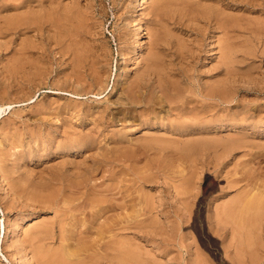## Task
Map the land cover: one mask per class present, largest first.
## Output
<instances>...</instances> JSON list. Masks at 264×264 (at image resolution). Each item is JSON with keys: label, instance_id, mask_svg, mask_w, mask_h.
<instances>
[{"label": "rangeland", "instance_id": "374dc122", "mask_svg": "<svg viewBox=\"0 0 264 264\" xmlns=\"http://www.w3.org/2000/svg\"><path fill=\"white\" fill-rule=\"evenodd\" d=\"M44 1H42V4L40 1L38 2V0L36 1L34 0L32 1V3L26 2V4L23 3L24 6L21 5L20 8L19 6H16V5H15L16 7H14L15 0H11V1L2 0L0 2V4L2 3L1 4L2 6L0 5L1 7L0 9L2 11L7 9L3 13L0 10L1 11L0 12V35L2 37V38L0 37V41H1L0 42L1 44L0 45V264H16L15 261H13L12 259L14 250L18 254L20 253V255H18L19 258L21 257L19 264H22V263L24 264H43L44 260L41 261L42 259H39L37 257L39 255L36 254L35 252L39 253L41 250H44L45 248L47 250L52 249V251H53V248L54 250H56V248L58 250L60 249L59 247L63 248L65 244L67 245L70 244V247L73 246L76 248L77 247L80 248V246H83V244L89 245L88 239L84 238L86 235H88V233L86 234L83 233L85 230L91 229L92 232H94L95 234L96 231L99 229V227L100 228L104 227L102 226V224L104 223L105 216L109 218L110 221L111 220L116 221L118 216H123V215H124L123 216L124 223H126L125 222L126 215L129 220V223L127 224L134 222L132 224L135 226L133 225L131 226L133 229H129L128 231H125V232L118 231V228L115 224L113 226H116V227H113V229L111 230V232H114V234L109 233L107 234V236L111 237L110 236L111 234L114 235L115 237L112 236V239L114 238L112 241L115 242V245H116V248H115V245L110 239L109 241H111L110 243H112L110 244V248H111V245L113 248H111V250H109L108 252L111 251V253H113L115 251L114 254H116L117 252L116 250L118 249L117 247L120 246L121 243L124 242L125 244H127L125 245L126 248L125 247L124 248L127 249L128 251L126 250L124 253L129 252V254H127L128 258L125 255L127 259L126 258L124 259L123 261L125 262L124 264H136V263L138 264H141V263L142 264H264V231H263L264 224L262 222V220H264V214H263L264 213V199H263L264 198V193H263L264 192L263 190L264 188V0H189V2L187 0H172V2L171 0H146L147 2L145 1L144 2L145 4L141 0H62V1L54 0L56 1L55 3L54 1H51V0H48V1L44 0ZM58 2L59 4L61 3V5H56L58 4ZM159 2H161L162 4ZM165 2H167V4H164ZM178 2H182L183 5L180 3L181 5L180 6ZM27 3L29 4V6H27L28 5ZM191 3L193 4L192 6H191ZM9 4L11 5L13 4L12 7ZM35 4L38 6L39 5L41 6L37 7ZM31 5L34 6V9L32 8ZM187 5L189 6V9L188 7H185ZM60 6L63 8L61 9ZM35 7H37L38 9ZM48 7H50L51 10ZM161 7H162V10H161ZM192 7L195 9H193ZM197 7L198 9L199 8L201 9L197 10ZM56 8H58V10ZM207 8L208 10H206L207 11L206 13L205 9ZM28 9H31V10H28ZM46 9H49V10H46ZM191 9L193 10V12ZM11 10L13 13L11 12ZM13 10H16V11H13ZM156 10L158 12H156ZM190 10H191V13H189ZM216 10L217 12H220V13H217ZM7 11L11 12L12 14L10 13L9 15ZM198 11H200L202 15L201 13L199 14ZM15 12L17 14H15ZM34 12L37 13V16L35 15L36 13ZM210 12L213 14H211ZM45 13H48V15ZM217 14L219 16L218 18L216 16ZM39 15L40 16L42 15L41 17L43 18L39 19L40 18ZM43 15L44 16L46 15L45 16L46 18ZM211 15H214V16H211ZM29 16H30L29 21L31 20L30 21L31 24L29 25L27 24L28 25L27 26L28 28H27L26 23L29 22L27 20ZM72 16H74L75 19ZM9 17H12L14 22L15 20H19L18 18H20L22 21H24L23 25L19 26V28L10 27L11 24L13 23V20L12 18H9ZM221 17L223 19H221ZM2 18L4 20L7 19L8 21L5 20L4 22ZM213 18L214 20H212ZM219 18L220 20L218 21L215 20ZM235 18H238L236 20L238 22L236 23L234 20ZM48 19L50 20L48 21ZM230 19H231V22L229 21ZM9 20H12V21L9 22ZM41 20H43L45 23H42L43 21ZM76 20L77 22L80 21L81 23H77ZM232 20L234 21L233 23H232ZM204 21L207 22L208 24L205 23ZM52 22L53 23L57 22L55 24L59 23L60 26L63 28V30L65 29L64 33H62L63 30H61L62 29L61 27H60L61 29H59V24L58 25L51 24ZM214 22H218V23L215 24ZM37 23L44 24V25L46 24V25L45 26L39 25ZM226 23H228V25ZM231 23H232V26H229L231 25ZM217 24H219L218 27L216 26ZM233 24H234V27H233ZM225 25H227L226 26L227 29L224 28ZM46 26H49L50 29L52 28L51 31L48 29L49 27H46ZM148 26H150V28ZM219 26H222L223 29L221 27L219 28ZM25 27L27 29L23 31ZM73 27H75V29H78V30H81V27H83L82 32L81 31L79 32L80 35L78 31H76ZM137 27H139V30H136L138 29ZM32 28L34 29V31L32 30ZM38 28L40 31H37ZM16 29L17 30L20 29V31H23L24 33L20 32L19 30L17 31ZM231 29H233L234 31L233 30L231 31ZM46 30L48 33L46 32ZM67 30H69L70 32L69 31L66 32ZM1 31L6 36H3ZM52 31H55L56 33L55 32L52 33ZM137 31H139L138 32L139 34L137 33ZM34 32H37L36 36L39 35L37 36L38 38H36L35 35L34 36L32 35V34H35ZM41 32H43L42 36H40ZM84 32L85 33L87 32V33L85 34ZM11 33H13L14 36ZM25 33H28V34H25ZM8 34L10 35V37L6 38L9 36ZM56 34H58L59 36ZM52 35H55V36H52ZM60 35H61V38H63L62 37L63 35L65 36L67 35V36L66 38L61 39ZM84 36H86V38H83ZM52 37L53 39H51ZM227 37L229 39H227ZM10 38L12 39L14 38V39L12 40ZM37 39L39 40V42H37L38 41ZM225 39L229 41H226ZM2 40L3 41L5 40V41L2 42ZM7 40L9 41V43L7 42ZM51 40H54V41H51ZM66 40L67 41L69 40V41L66 42ZM82 40L84 43L82 42ZM140 40L143 42H141ZM62 42H64V44ZM222 42L225 44V46ZM138 43H142V44H138ZM18 44H20L21 46ZM61 44L62 45L66 44L63 47L67 49L69 47L68 51L67 49H64L63 47H61L62 46ZM153 44H155V46ZM81 45H83V47ZM159 45H160V48H159ZM2 46H4L5 48ZM19 46L22 48H20ZM23 46H26V47H23ZM43 47L45 49H43ZM61 48H63V50ZM31 49L34 50V51L32 50L34 53L30 51ZM231 49H233V51ZM16 50H20V51H16ZM23 50L24 51L29 50L27 52L31 54V56L27 54V52H24ZM157 50L159 51V53ZM69 51H71L74 55ZM149 52H151L152 56H154L152 60L150 58L151 54ZM228 52L229 54L232 52L230 55H231V58L232 56L234 58L230 59ZM24 53H26L29 57ZM68 53L71 55H69ZM184 53L187 55H185ZM32 54H34L35 57ZM140 54H142V56ZM148 54L150 56H147ZM163 54L166 58L162 56ZM12 56H14V58ZM21 56L23 57V59ZM85 56L87 57L84 59ZM137 56L139 58H137ZM41 57H42L41 60H44L43 62L40 60ZM74 57H78V58H74ZM146 57L147 58L149 57V58L145 59ZM184 57H185V60H184ZM73 58L75 61L72 60ZM18 59H20V65H18L19 64ZM31 60H33V62ZM35 60L37 63L39 62V64L34 63ZM221 60L225 62H222ZM95 61H98V64ZM23 62H26V63H23ZM82 62L84 64H82ZM101 62L103 63L102 65H101ZM154 62H156V64ZM161 63H163L164 65ZM34 65L37 70L35 69V67H33ZM99 65H101V67ZM162 65L165 66V68L162 67ZM177 65L178 67H175ZM147 66H151V67H147ZM152 66L154 67V69H152ZM182 66L184 67L182 68ZM160 67H162L163 70L168 68V70H166L167 73L166 71H163L162 69H160ZM233 67L235 68L236 72H234V69H232ZM144 68L150 71L149 72L147 70L145 71ZM14 69H17V70L14 71ZM18 71H21V72L18 73ZM178 71L179 72L181 71L182 73L180 72L178 74ZM187 72L191 73V75H189ZM30 74H32L31 78H30ZM233 74L236 76H234ZM12 75H13V78H12ZM15 75H17V77ZM192 75L194 77H191ZM92 76L95 78H93ZM169 77L171 79H169V82H168ZM182 77L184 80L182 79ZM229 77L230 78L232 77L231 80L229 79ZM236 77L237 79L239 78L240 79L234 81ZM247 77L252 82L248 81ZM40 78L42 81L40 80ZM101 78H104V79L101 80ZM241 78H244V79H241ZM129 79L130 81H128ZM163 79H165L166 81L163 82ZM179 79L180 81H178ZM7 80H9V82ZM185 80L189 82L187 83ZM77 81L80 83H78ZM102 81H105V82H102ZM243 81L248 82V83H245ZM10 82L11 84L13 82L14 85L12 86ZM22 82L24 83L23 85H22ZM75 82H76V85H75ZM124 82H127L125 83L127 85L126 88L124 87L125 86ZM180 82L181 84L182 83L183 84L185 83V84L181 86ZM103 83L106 84V86ZM151 83L153 87L152 85H149ZM174 83L180 84L179 86L175 84L177 88L180 87L178 88L180 91L174 87ZM147 84H148V87H147ZM200 84L203 86V88L206 86L207 87L203 90L202 86L198 87ZM99 85H101V87L104 88L106 91L104 89H101ZM130 85L135 86V88L133 89V86H130ZM71 86H74V87L72 88ZM156 86L158 88L162 86L163 88L170 87V89H174L173 92L171 93L173 95L168 93V96L165 98L166 102L160 103L158 97L159 96L162 97L163 94L159 91L160 89H158ZM211 86H215V87H211ZM219 86L220 88H223L226 91L230 89L229 93L227 92L226 97L216 99V98H208L206 96L211 90H214L215 88H219ZM139 87H141V89H139ZM170 89H169V92H170ZM121 90L122 92H120ZM151 91H152V94H151ZM78 92L80 95L78 94ZM142 92L145 93L146 95H144ZM154 93L155 94L157 93V95H153ZM125 94L128 97L125 96ZM128 94L129 95L131 94V96L129 97ZM228 94L230 95L228 96ZM138 95L140 96V98H138L139 97ZM233 95L235 96V98ZM129 98H131L130 99L131 101L129 100ZM155 99L156 100L158 99V100L156 101ZM217 100L218 101L220 100V101L218 102ZM189 101H192V102H190L189 104ZM193 101H195L196 105L193 103ZM115 103L116 104L118 103V104L116 105ZM183 103H185L186 106H188L187 108L190 110L193 107L191 111H196L197 109L199 111L200 109L201 113L200 111L194 112L196 116L190 110L187 111L189 115L186 112L179 113V111H176L175 107ZM209 103H211L213 106L217 107L218 105L220 107L213 108V106H211ZM139 105L142 107L140 108ZM227 105H229V107H227ZM119 106H121L122 108ZM147 106L149 107V109ZM204 106L205 107L207 106L206 107L207 110L204 109L205 108ZM223 106H225V108ZM126 107L127 108L129 107V109H127ZM130 107H134V108H130ZM145 107H147L148 110L142 109ZM162 107L165 109H163ZM151 108L152 110L154 109L155 111L154 115H152L154 111H151ZM171 108L172 110H174L173 112ZM126 109H127V113L128 112L130 113L127 114L126 111H124V115L126 113V116H123L122 111ZM135 109H138L137 110L138 113L136 112ZM219 109L220 110L223 109V110L220 111ZM238 109L240 110L239 113L236 112V110ZM224 110L226 112H224ZM115 111L118 115L115 113ZM243 112H246V113H243ZM197 113L199 116L197 115ZM221 113L224 117L223 116L220 117ZM252 113L254 114L256 113L255 114L256 117ZM113 114L116 117H114ZM213 114H215L216 117L218 116L219 119L217 120V118H214L215 116ZM162 115L163 117H161ZM174 115L176 117H174ZM248 115H249V119H248ZM119 116L120 118H117ZM225 116H227V118ZM235 116H237L236 117L237 120ZM252 116L255 118H253ZM121 117H123V119ZM126 117H127V120H126ZM144 117H147V118H144ZM209 118H211V120ZM245 118L248 119V121H250V119L253 118L251 120L252 123L247 122ZM131 119H132V122H130ZM162 119H165V120H162ZM227 119H229L230 121ZM154 120L155 122H153ZM166 120H170V121L166 122ZM211 121L214 122V124ZM235 121L237 122V124ZM254 122H256V125ZM258 122L259 123L261 122V123L259 124ZM171 123L172 125H175V127L181 124L179 125V128L181 126L184 127V125L188 124L187 125L188 128L187 129L176 128L175 130V128L174 129L170 128ZM238 123H240L241 125H239ZM163 124L165 125V127ZM206 124L209 126H207ZM100 125H102V127ZM194 126H197V127H194ZM168 128L171 130L169 131ZM229 128L231 129V131ZM194 129H196L197 131ZM243 129H245V131ZM178 130L179 131L181 130V131L178 132ZM156 131L160 132V136L162 137H159V136L155 137L156 134H153V133H157ZM151 132L153 133L151 134ZM189 132L190 133L192 132V133L190 134ZM161 133L163 135L165 133V136H168V138L164 137ZM218 133H220L221 135ZM145 134H147V137H144ZM157 134L159 135V133ZM176 134L180 135V137L178 135L176 137ZM76 135H78L79 137H82L81 139L83 140L85 139L84 141H82V144L85 142L84 144H86V146L85 145L83 146L81 142H79L81 140ZM201 135L202 137L203 136L205 137L201 138ZM215 135L221 136V138L215 137ZM169 136L170 138L174 136L173 140L170 139ZM190 136H192L193 138L191 139ZM87 138L91 139L89 141L91 144L86 140ZM94 138H96L97 140ZM240 138H241V141H240ZM243 138H246V139H243ZM138 139L140 140L138 141ZM187 139H188V142L186 141ZM67 140L69 142H67ZM129 140H132V141L130 142ZM94 141L97 143H95ZM70 142L75 145L71 144ZM77 142L80 144L79 147H78ZM123 143H124V146H123ZM129 143L131 145H129ZM233 143L235 144V146ZM190 144L191 146H189ZM216 144L217 145L219 144L218 145L219 147ZM62 145L63 147H61ZM68 145H71V146H68ZM182 145L184 146L182 147ZM196 145L200 146L201 148H199L198 146L195 147ZM228 145H230V147ZM66 146L68 148L70 147L69 150L68 148H66ZM72 146L77 149H72L73 148ZM192 146L195 147V149ZM60 148L61 149L63 148V149L61 150ZM210 148L211 150L209 151ZM220 148L224 153L221 152ZM233 148L236 150H234ZM142 149L144 150L141 151ZM199 150H201L202 152L201 154ZM225 150H227L228 152H226ZM80 152L82 153L80 154ZM75 153H78V154H75ZM128 159L130 161H127ZM137 160L140 162L138 163ZM219 162L220 163L222 162L221 167H220ZM72 163L75 165H73ZM109 163L111 164L109 165ZM73 166H75V169ZM77 166H79L80 169ZM76 171H77V174H76ZM74 174H75V177H74ZM77 175L78 176L80 175L81 177L80 176L78 177ZM82 176L84 179L82 178ZM76 177L77 179H75ZM232 177H234L235 180L232 179ZM137 180H139L140 182L143 180L141 182L142 184L138 183L139 181ZM232 180L237 181V184L235 186L232 184L233 182ZM238 180H239V183H238ZM48 182L49 183L52 182V183L49 184ZM119 183H121V185ZM113 186L115 187L119 186V187L113 188ZM181 188L185 190L183 191L181 190ZM85 189H88V190L85 191ZM104 189H106V192H104L105 191ZM108 189L112 191L114 190V191L113 192L109 191L110 195H108L109 194ZM260 189H261V192H259ZM79 190L82 191L83 194L80 193ZM187 190L189 191L186 195ZM75 191L77 192V194ZM118 191L119 193H117ZM179 191L182 192V195L180 194V195L175 196L177 192L179 193ZM245 191L247 192L245 193ZM252 192H254L255 194H253ZM258 192L259 194H261V196H259V194L256 195ZM194 194L195 195L198 194L197 195L198 197L195 198ZM244 194L248 196L250 199L251 198L252 199L251 200L248 199L247 201L248 197L246 198ZM57 196L59 197V199L65 197L69 199L70 201L75 200L74 203L76 205L78 204L77 210H80L81 212L80 211L74 212V214L76 213L77 215L76 214L74 215L71 213L69 215V213H67V216H66V212L63 211L64 210L63 207L65 206L58 204L59 200ZM255 196L257 197V199L255 198ZM258 196L263 197V198L262 199L260 198L259 199L260 201H259ZM122 197L125 198V200L121 199ZM133 197L135 198V201ZM241 197H243L246 201L244 200L243 202V198ZM82 198L84 200H82ZM136 198L139 200V202L138 200H136ZM254 198L256 200H254ZM79 199H80V202L77 201ZM108 199L110 200L108 201ZM130 199H132L134 202L136 201L137 202L133 203L132 200ZM238 199L241 201L239 202ZM128 200L130 202L129 204L128 202H125ZM149 200H151V202ZM237 200L239 203L237 202ZM141 201L145 204L142 205ZM146 201H148L149 203ZM82 202L83 203L85 202V203L83 204ZM111 202H112V205L115 207L110 206ZM233 202H235L234 205H233ZM236 202L238 206H235ZM150 203L152 206L157 207V208L154 209V207H152ZM260 203L262 204L260 205ZM98 204L100 208L98 207ZM122 204L129 205L131 209H128L129 206H124ZM227 204H229L228 207H227ZM241 204L243 205V207ZM246 204H249L248 206H250L248 208V210L250 209L248 212L251 215L248 212L245 214L244 217H246V219L247 218L249 219L247 220L245 218L242 219L243 220L241 221L242 226H240L238 229V226L240 225V222H239L240 220H238L237 218L238 216H240L239 215L240 213L238 214V212H240L241 207L243 209L245 206H247ZM101 205L102 206L109 205L108 210H110V212L105 209V212L102 213V216L100 215L98 216V218L96 217L97 219L93 218V215L97 212V209L102 208ZM132 206L134 207V212L132 211L133 209ZM257 206L259 207L257 208ZM94 207L96 209H94ZM136 207L138 209H136ZM82 208L85 211L87 209L88 210L86 212L85 211L82 212L83 211L81 210ZM150 208H152L151 210L153 213H150L151 212ZM228 208H230V212L235 214V216L237 215L236 217L234 216V220L232 219V221H234L236 224V226H233V228H231L232 227L231 225H228L226 227V225L224 224L225 222L222 223L223 216L224 215L226 216L224 212L226 213L229 212ZM251 208L254 210H252ZM261 208H263V210ZM135 209L137 211L139 210L138 214ZM232 209L233 211H231ZM57 210L60 212H58ZM218 210H219L218 215L220 216L217 215ZM234 210L237 212H235ZM261 210L262 212H260ZM106 211L108 212L106 213ZM252 211H254V214ZM258 211L260 214L258 213ZM121 212H122V215H120ZM147 212H149L150 214ZM256 212L258 213V215ZM140 213L143 215L141 216ZM78 214L79 215L81 214V215L79 216ZM103 214L105 215L104 217H103ZM249 215L251 216V218L249 217ZM256 216L257 218L260 217V219H257ZM62 217L64 218L62 219ZM67 217L69 219H66ZM99 217L100 218L102 217V218L100 219ZM226 218L227 217H225L224 220ZM236 218H237V221H235ZM143 219L145 221H143ZM146 219L149 222V224H147L148 222L146 221ZM255 219L261 225L256 223L254 221ZM12 220L13 221L16 220V221L13 222ZM64 220H65V223L67 224L64 223ZM69 220L70 222H68ZM77 220L79 223L77 222ZM154 220L156 224L155 226H153ZM17 221L20 224L17 225L16 224ZM73 221H75L76 223H73ZM85 222H87V224ZM219 222L221 224H219ZM3 223L8 224V225L5 224V228L7 229L6 230L7 236L5 235L6 238L2 237L3 236L2 234ZM43 223H45V228L47 227L46 230L52 226L50 229L52 228L53 229L51 231L48 230L51 233L53 232L52 234L49 233L48 231H46L48 233L46 232L44 233L45 236L44 234H42L43 233L42 231H40L42 232L41 234H37L40 232H36V229L38 231L40 228L44 229L42 226L44 225ZM83 223L87 225V227ZM95 223L100 224V225H96ZM243 223H244V226H243ZM145 224L146 226L150 225L149 226L150 228L145 227ZM12 225L15 228L12 227ZM19 225L21 226L20 228H19ZM81 225L82 227L80 228ZM32 226H34L35 228ZM62 226H63V229L60 228ZM139 226H142V228ZM151 226L153 227L151 228ZM71 227L73 228L76 227L77 229L76 228L75 230L70 229ZM64 228L69 230L68 232L70 234ZM254 228H256L257 231L259 232L257 233V231ZM240 229L242 231V234L239 235V233H241ZM247 229H248V232H247ZM13 230L16 232L14 233ZM33 230L34 232H36V234L33 232ZM63 230H65V232H62ZM150 230L152 231V233L150 236H148L147 231H150ZM30 231L34 233L35 235L30 233L31 234L30 236L29 233L28 234L26 233ZM70 231H72L73 235L76 236V240L74 236V241L71 240L73 238L72 237L71 239H69V242L66 243V239H68L70 235L72 234V232ZM115 231H117L118 233L120 232L126 233L125 235L126 238L124 237L121 238L122 235L120 234H119L120 236L116 235ZM61 233H63V236ZM82 233L85 235H83ZM48 234H51V236ZM80 234L84 240L83 239L80 240V238H82ZM94 234L89 233L91 237L93 238L97 237L95 236L97 234L95 235ZM35 237L38 238V240L35 239ZM247 237L249 239H247ZM31 238L35 239L36 241H33V239ZM44 238L45 239L48 238L47 241L46 240L44 241ZM60 238L61 239L63 238V241ZM115 238L116 239L119 238L122 242L119 244L120 242L119 239L115 241L116 240ZM125 239H127L126 240L127 242L129 240V242L127 243L126 241H124ZM9 241H12V245H13L12 247L9 245L10 244ZM31 241L33 242L31 243ZM116 242H118V245L116 244ZM240 242L242 243L240 244ZM42 244L44 246H42ZM241 245L243 246L242 247L243 251L241 247H239ZM73 247L72 249H76ZM253 248H254V251H253ZM100 251L102 250H99L98 252L100 253ZM101 253L103 254V252ZM252 253H255V254L253 255ZM89 255H90V259L87 258L89 257ZM92 255H93L94 260L95 258L97 259L99 258L100 261L102 260L106 261L104 255H101V254L96 255L95 253L93 254V252L89 254L88 252H85V253L81 252L78 259L76 258L77 260H75V262H77V264H82V261H83L84 262L83 264H89L91 262ZM253 256L255 257V259ZM36 257L37 259H35ZM112 257H113V254H112ZM112 257L111 258L109 257V258L112 259ZM115 257L116 255L113 258ZM138 257L139 259L141 258L140 259L141 263H140V260L137 261ZM253 259L255 261H253ZM129 260H131V262H129ZM142 260H144V262ZM79 261L80 263H78ZM85 261H88V262H85ZM115 261H116L115 263L117 264V260ZM98 263H94V264H98Z\"/></svg>", "mask_w": 264, "mask_h": 264}, {"label": "bare ground", "instance_id": "6f19581e", "mask_svg": "<svg viewBox=\"0 0 264 264\" xmlns=\"http://www.w3.org/2000/svg\"><path fill=\"white\" fill-rule=\"evenodd\" d=\"M1 1H2V0H1ZM1 1H0V2H1ZM6 1H8V0H6ZM10 1H11V0H10ZM32 1H34V0H15L14 7L19 6V8H20L21 5H23V3H25V4H26V2H28V3L31 2V3H32ZM35 1H36V0H35ZM39 1H40L41 4H42V1H44V0H38V2H39ZM46 1H48V0H46ZM51 1H54V0H51ZM57 1H58V0H57ZM59 1H60V0H59ZM61 1H62V0H61ZM141 1L144 3L146 0H141ZM187 1L189 2V0H187ZM18 2H19V3H18ZM38 2H36V3H38ZM44 2H45V1H44ZM55 2H56V1H54V3H55ZM142 2H141V3H142ZM146 2H147V1H146ZM169 2H170V1H169ZM171 2H172V0H171ZM171 2H170V3H171ZM11 3H12V2H11ZM13 3H14V2H13ZM28 3H27V4H28ZM50 3H52V2H50ZM50 3H49V4H50ZM159 3H161V2H159ZM178 3H179V5H180V3L183 5L182 2H178ZM184 3H185V2H184ZM1 4H2V3H1ZM1 4H0V5H1ZM33 4H34V3H33ZM39 4H40V3H39ZM43 4H45V3H43ZM63 4H64V3H63ZM63 4H62V5H63ZM144 4H145V3H144ZM161 4H162V3H161ZM164 4H167V2H165ZM215 4H216V3H215ZM215 4H214V5H215ZM9 5H11V4H9ZM9 5H8V6H9ZM12 5H13V4H12ZM12 5H11V7H12ZM15 5H16V6H15ZM35 5H36V4H35ZM56 5H61V3L59 4V2H58V4H56ZM157 5H158V3H157ZM168 5H169V4H168ZM168 5H167V6H168ZM179 5H178V6H179ZM184 5H185V4H184ZM192 5H193V4L191 3V6H192ZM1 6H2V5H1ZM23 6H24V5H23ZM27 6H29V4H28ZM31 6H32V5H31ZM36 6H37V7H40L41 5H39V6L36 5ZM42 6H43V5H42ZM44 6H45V5H44ZM49 6H50V5H49ZM53 6H54V4H53ZM63 6H64V5H63ZM159 6H160V4H159ZM165 6H166V5H165ZM180 6H181V5H180ZM194 6H195V4H194ZM210 6H211V5H210ZM212 6H213V5H212ZM216 6H217V5H216ZM218 6H219V5H218ZM4 7H6V6H4ZM37 7H35V8H37ZM50 7H51V6H50ZM50 7H48V8L50 9ZM56 7H57V6H56ZM58 7H59V6H58ZM60 7H61V6H60ZM185 7H188V9H189V6H188V5L185 6ZM208 7H209V6H208ZM0 8H1V7H0ZM29 8H30V7H29ZM32 8L34 9V6H32ZM42 8H43V7H42ZM44 8H46V7H44ZM53 8H54V7H53ZM62 8H63V7H61V9H62ZM67 8H68V7H67ZM72 8H73V7H72ZM72 8H71V9H72ZM166 8H167V7H166ZM180 8H181V7H180ZM192 8H193V7H192ZM14 9H15V8H14ZM25 9H27V8H25ZM37 9H38V8H37ZM49 9H46V10H49ZM56 9L58 10V8H56ZM163 9H164V7H163ZM188 9H187V10H188ZM193 9H195V8H193ZM200 9H201V8L198 9V7H197V10H200ZM212 9H213V7H212ZM216 9H217V8H216ZM0 10H1V9H0ZM6 10H7V9H6ZM6 10H4V11H6ZM28 10H31V9H28ZM50 10H51V9H50ZM157 10H158V9H157ZM157 10H156V12L159 11V10H158V11H157ZM161 10H162V7H161ZM184 10H185V9H184ZM191 10H192V9H191ZM191 10H190L189 13H191ZM202 10H203V9H202ZM202 10H201V11H202ZM206 10H208V8L205 9V12L207 13ZM1 11H2V10H1ZM1 11H0V12H1ZM4 11H2V13H3ZM13 11H16V10H13ZM22 11H24V10H22ZM25 11H26V10H25ZM40 11H41V10H40ZM73 11H74V10H73ZM163 11H164V10H163ZM194 11H195V10H194ZM209 11H210V10H209ZM218 11H219V10H218ZM222 11H223V10H222ZM7 12H8V11H7ZM11 12H12V10H11ZM11 12H8L9 15H10ZM20 12H21V11H20ZM53 12H54V10H53ZM53 12H51V13H53ZM67 12H68V11H67ZM69 12H70V11H69ZM71 12H72V11H71ZM160 12H162V11H160ZM192 12H193V10H192ZM198 12H199V14L201 13L200 11H198ZM202 12H203V11H202ZM216 12H217V10H216ZM2 13H1V14H2ZM12 13H13V12H12ZM12 13H11V14H12ZM34 13H36V12H34ZM55 13H56V12H55ZM61 13H62V12H61ZM203 13H204V12H203ZM210 13H211V12H210ZM217 13H220V12H217ZM221 13H222V12H221ZM15 14H17V13L15 12ZM19 14H21V13H19ZM23 14H24V13H23ZM41 14H42V12H41ZM45 14L48 15V13H45ZM58 14H59V13H58ZM62 14H63V13H62ZM64 14H65V12H64ZM70 14H72V13H70ZM204 14H205V13H204ZM211 14H213V13H211ZM9 15H8V16H9ZM32 15H33V14H32ZM32 15H31V16H32ZM35 15L37 16V13H36ZM55 15H56V14H55ZM66 15H67V14H66ZM68 15H69V13H68ZM68 15H67V16H68ZM76 15H77V14H76ZM156 15H157V14H156ZM189 15H190V14H189ZM193 15H194V14H193ZM201 15H202V13H201ZM205 15H206V14H205ZM205 15H204V16H205ZM208 15H210V14H208ZM223 15H224V14H223ZM15 16H16V15H15ZM24 16H25V15H24ZM26 16H27V15H26ZM39 16H40V15H39ZM41 16H42V15H41ZM41 16H40V18H39V17H38V18H39V19H42L43 17H41ZM43 16H44V15H43ZM45 16H46V15H45ZM45 16H44V17H45ZM49 16H50V15H49ZM56 16H57V15H56ZM56 16H55V17H56ZM195 16H196V15H195ZM211 16H214V15H211ZM216 16H217V18L219 17L218 14H217ZM220 16H221V14H220ZM18 17H19V16H18ZM18 17H17V18H18ZM55 17H54V18H55ZM60 17H61V16H60ZM72 17H74V16H72ZM159 17H160V16H159ZM196 17H197V16H196ZM198 17H199V16H198ZM6 18H7V17H6ZM9 18H12V17H9ZM23 18H24V17H23ZM25 18H26V17H25ZM45 18H46V17H45ZM63 18H64V17H63ZM77 18H78V16H77ZM77 18H76V19H77ZM160 18H161V17H160ZM194 18H195V17H194ZM201 18H202V17H201ZM203 18H204V17H203ZM215 18H216V17H215ZM224 18H225V17H224ZM2 19H3V18H2ZM18 19H19V20H15V22H14V20H13V18H12L13 23L11 24L10 27H13V28H19V26L23 25V22H24V21H22L20 18H18ZM29 19H30V16H29V18H28L27 20L29 21ZM39 19H38V20H39ZM57 19H58V18H57ZM72 19H73V18H72ZM72 19H71V20H72ZM74 19H75V17H74ZM161 19H162V18H161ZM161 19H160V20H161ZM199 19H200V18H199ZM221 19H223V18L221 17ZM237 19H238V18H235V19H234V20H235V23L238 22V21H236ZM5 20H7V19H5ZM5 20L3 19L4 22H5ZM12 20H9V22H11ZM34 20H35V19H34ZM44 20H45V19H44ZM49 20H50V19H48V21H49ZM60 20H61V19H60ZM71 20H70V21H71ZM212 20H214V18H213ZM215 20L218 21V20H220V18H219V19H215ZM7 21H8V20H7ZM30 21H31V20H30ZM30 21L26 23V27H27L29 24H31ZM39 21H40V20H39ZM39 21H38V22H39ZM41 21H43V20H41ZM52 21H53V20H52ZM57 21H58V20H57ZM129 21H130V20H129ZM132 21H134V20H132ZM155 21H157V20H155ZM201 21H203V20H201ZM221 21H223V20H221ZM224 21H225V20H224ZM226 21H227V20H226ZM229 21L231 22V19H230ZM21 22H22V23H21ZM36 22H37V20H36ZM63 22H64V21H63ZM73 22H74V21H73ZM76 22H77V20H76ZM83 22H84V20H83ZM135 22H136V21H135ZM160 22H161V21H160ZM204 22H205V21H204ZM227 22H228V21H227ZM233 22H234V21L232 20V23H233ZM39 23H40V22H39ZM39 23H37V24H39ZM42 23H45V22L43 21ZM55 23H57V22H55ZM55 23L52 22L51 24H55ZM65 23H66V21H65ZM77 23H81V22L79 21V22H77ZM205 23H207V22H205ZM214 23L216 24V23H218V22H214ZM232 23H231V25H229V26H232ZM27 24H28V25H27ZM32 24H33V23H32ZM35 24H36V23H35ZM49 24H50V23H49ZM51 24H50V25H51ZM58 24H59V23H58ZM58 24H55V25H58ZM62 24H63V23H62ZM71 24H72V23H71ZM132 24H133V23H132ZM136 24H137V23H136ZM207 24H208V23H207ZM212 24H213V22H212ZM220 24H222V23H220ZM224 24H225V22H224ZM226 24L228 25V23H226ZM2 25H3V24H2ZM39 25H44V24H39ZM39 25H38V26H39ZM45 25H46V24H45ZM45 25H44V26H45ZM65 25H67V24H65ZM74 25H75V24H74ZM83 25H84V24H83ZM218 25H219V24H217L216 26L218 27ZM227 25H225L224 28L227 29V27H226ZM24 26H25V25H24ZM68 26H70V25H68ZM68 26H67V27H68ZM71 26H72V25H71ZM77 26H78V25H77ZM80 26H82V25H80ZM133 26H134V25H133ZM137 26H138V25H137ZM236 26H238V25H236ZM7 27H8V26H7ZM26 27L24 28V30H23V28H22V30L25 31V30L28 28V27H27V28H26ZM39 27H40V26H39ZM46 27H49V26H46ZM54 27H55V26H54ZM54 27H53V29H54ZM60 27H61V26H60V24H59V29L62 28V27H61V28H60ZM63 27H64V25H63ZM65 27H66V26H65ZM135 27H136V26H135ZM135 27H133V28H135ZM140 27H141V26H140ZM148 27L150 28V26H148ZM148 27H146V28H148ZM220 27L222 28V26H219V28H220ZM233 27H234V24H233ZM233 27H232V28H233ZM1 28H2V27H1ZM4 28H5V27H4ZM41 28H42V27H41ZM73 28L75 29V27H73ZM82 28H83V27H81V30H78V29H75V30L78 31V33H79L80 31L82 32V30H83ZM137 28H138V29H136V30H139V27H137ZM235 28H236V27H235ZM235 28H234V29H235ZM5 29H6V28H5ZM46 29H47V28H46ZM48 29L51 31L52 28L50 29V27H49ZM55 29H56V28H55ZM57 29H58V28H57ZM66 29H67V28H66ZM71 29H72V28H71ZM222 29H223V28H222ZM222 29H220V30H222ZM6 30H7V29H6ZM16 30H17V29H16ZM18 30L20 31V29H18ZM18 30H17V31H18ZM32 30L34 31L33 28H32ZM32 30H31V31H32ZM42 30H43V29H42ZM42 30H41V31H42ZM49 30H48V31H49ZM61 30H63V28H62ZM72 30H73V29H72ZM136 30H135V31H136ZM148 30H149V29H148ZM232 30H233V29H231V31H232ZM10 31H12V30H10ZM23 31H20V32H23ZM35 31H36V30H35ZM37 31H40L39 28H38ZM64 31H65V29L63 30V32H62V31H60V32L64 33ZM68 31H69V30H67L66 32H68ZM86 31H87V30H86ZM223 31H224V30H223ZM233 31H234V30H233ZM236 31H237V30H236ZM3 32H4V31H3ZM20 32H19V33H20ZM28 32H29V31H28ZM44 32H45V31H44ZM46 32H47V30H46ZM54 32H55V31H52V33H54ZM58 32H59V31H58ZM69 32H70V31H69ZM138 32H139V31H137V33H138ZM213 32H214V31H213ZM217 32H218V30H217ZM228 32H230V31H228ZM1 33H2V31H1ZM14 33H16V32H14ZM23 33H24V32H23ZM34 33H35V34H32V35H33V36H34V35L36 36L37 32H34ZM42 33H43V32H41V35H40V36H42ZM47 33H48V32H47ZM47 33H46V34H47ZM49 33H50V32H49ZM55 33H56V32H55ZM84 33H85V32H84ZM84 33H83V34H84ZM86 33H87V32H86ZM86 33H85V34H86ZM2 34H3V33H2ZM6 34H7V33H6ZM11 34L13 35V33H11ZM21 34H22V33H21ZM25 34H28V33H25ZM60 34H61V33H60ZM65 34H66V33H65ZM73 34H74V33H73ZM76 34H77V33H76ZM138 34H139V33H138ZM8 35H9V34H8ZM12 35H11V36H12ZM16 35H17V34H16ZM22 35H23V34H22ZM49 35H50V34H49ZM56 35H58V34H56ZM61 35H62V34H61ZM61 35H60V38H61ZM70 35H71V33H70ZM77 35H78V34H77ZM79 35H80V33H79ZM228 35H229V34H228ZM3 36H6V35L3 34ZM13 36H14V35H13ZM18 36H19V35H18ZM25 36H27V35H25ZM25 36H24V37H25ZM30 36H31V35H30ZM37 36H39V35H37ZM37 36H36V38H38ZM43 36H44V35H43ZM52 36H55V35H52ZM58 36H59V35H58ZM64 36H65V35H63L62 37H63V38H66L67 35H66L65 37H64ZM82 36H83V35H82ZM135 36H136V35H135ZM229 36H230V35H229ZM229 36H228V37H229ZM0 37H1V35H0ZM9 37H10V35H9L8 37H6V38H9ZM22 37H23V36H22ZM28 37H29V36H28ZM49 37H50V36H49ZM56 37H57V36H56ZM70 37H71V36H70ZM228 37H227V39H229ZM231 37H232V36H231ZM1 38H2V37H1ZM3 38H4V37H3ZM6 38H5V39H6ZM15 38H16V37H15ZM25 38H26V37H25ZM32 38H33V37H32ZM36 38H35V39H36ZM40 38H41V37H40ZM44 38H45V37H44ZM63 38H61V39H63ZM68 38H69V37H68ZM76 38H77V37H76ZM83 38H86V36H84ZM155 38H157V37H155ZM10 39H12V38H10ZM10 39H8V40H10ZM13 39H14V38H13ZM13 39H12V40H13ZM41 39H42V38H41ZM51 39H53V37H52ZM55 39H56V38H55ZM70 39H71V38H70ZM73 39H74V38H73ZM80 39H81V38H80ZM214 39H215V38H214ZM227 39H225V40H226V41H229V40H227ZM8 40H7V42L9 43ZM12 40H11V41H12ZM23 40H24V39H23ZM37 40H38V39H37ZM49 40H50V39H49ZM71 40H72V39H71ZM75 40H76V39H75ZM4 41H5V40H4ZM4 41L2 40V42H4ZM15 41H17V40H15ZM19 41H20V40H19ZM32 41H33V40H32ZM45 41H46V40H45ZM51 41H54V40H51ZM63 41H64V40H63ZM68 41H69V40H68ZM68 41L66 40V42H68ZM137 41H138V40H137ZM140 41H141V40H140ZM140 41H139V42H140ZM156 41H157V40H156ZM216 41H217V40H216ZM0 42H1V41H0ZM35 42H36V41H35ZM37 42H39V40H38ZM56 42H57V41H56ZM60 42H61V41H60ZM64 42H65V41H64ZM64 42H62V43L64 44ZM82 42H83V40H82ZM86 42H87V41H86ZM141 42H143V41H141ZM224 42H225V41H224ZM230 42H231V41H230ZM233 42H234V41H233ZM22 43H23V42H22ZM28 43H29V42H28ZM43 43H44V42H43ZM73 43H75V42H73ZM83 43H84V42H83ZM136 43H137V42H136ZM219 43H220V42H219ZM222 43H223V42H222ZM228 43H229V42H228ZM228 43H227V44H228ZM30 44H31V42H30ZM37 44H39V43H37ZM51 44H52V43H51ZM66 44H68V43H66ZM66 44H65V45H66ZM80 44H81V43H80ZM138 44H142V43H138ZM223 44H224V43H223ZM229 44H230V43H229ZM0 45H1V44H0ZM18 45H20V44H18ZM41 45H42V44H41ZM56 45H57V44H56ZM59 45H60V44H59ZM61 45H62V44H61ZM65 45H62L61 47L65 46ZM70 45H71V44H70ZM86 45H87V44H86ZM153 45L155 46V44H153ZM20 46H21V45H20ZM20 46H19V47H20ZM27 46H29V45H27ZM57 46H58V45H57ZM81 46L83 47V45H81ZM81 46H80V47H81ZM88 46H90V45H88ZM137 46H138V45H137ZM141 46H142V45H141ZM224 46H225V44H224ZM2 47H4V46H2ZM23 47H26V46H23ZM66 47H67V46H66ZM71 47H72V46H71ZM75 47H77V46H75ZM86 47H87V46H86ZM230 47H231V46H230ZM4 48H5V47H4ZM20 48H22V47H20ZM20 48H19V49H20ZM58 48H59V47H58ZM63 48H64V47H63ZM63 48H61V49L63 50ZM154 48H155V47H154ZM157 48H158V47H157ZM159 48H160V45H159ZM43 49H45V48L43 47ZM59 49H60V48H59ZM64 49H67V48H64ZM68 49H69V47H68ZM68 49H67V51H68ZM72 49H73V48H72ZM81 49H82V48H81ZM32 50H33V49H31L30 51L33 52L34 50H33V51H32ZM35 50H36V49H35ZM41 50H42V49H41ZM70 50H71V48H70ZM89 50H91V49H89ZM92 50H93V49H92ZM158 50H159V49H158ZM158 50H157V51H158ZM214 50H215V49H214ZM231 50L233 51V49H231ZM16 51H20V50H16ZM23 51H24V50H23ZM27 51H29V50H27ZM27 51H24V52H27ZM36 51H37V50H36ZM79 51H80V50H79ZM79 51H78V52H79ZM83 51H84V50H83ZM140 51H141V50H140ZM225 51H226V50H225ZM225 51H223V52H225ZM229 51H230V50H229ZM31 52H30V53H31ZM60 52H61V51H60ZM62 52H64V51H62ZM65 52H66V51H65ZM69 52H71V51H69ZM91 52H92V51H91ZM223 52H222V53H223ZM15 53H16V52H15ZM15 53H13V54H15ZM33 53H34V52H33ZM38 53H39V52H38ZM41 53H42V52H41ZM43 53H45V52H43ZM71 53H72V52H71ZM89 53H90V52H89ZM149 53L151 54V57H150V58H151V60H152V58H153L154 56H152V53H151V52H149ZM158 53H159V51H158ZM161 53H162V52H161ZM231 53H232V52H231ZM231 53H230V54H231ZM233 53H234V52H233ZM16 54H17V53H16ZM24 54H26V53H24ZM27 54H29V53L27 52ZM27 54H26V55H27ZM68 54H69V53H68ZM72 54H73V53H72ZM87 54H88V53H87ZM94 54H95V53H94ZM134 54H136V53H134ZM153 54H155V53H153ZM184 54H185V53H184ZM214 54H215V53H214ZM223 54H224V53H223ZM223 54H222V55H223ZM228 54H229V52H228ZM230 54H229V56H230L229 58H230V59L234 58L233 56H232V58H231V55H230ZM18 55H19V53H18ZM20 55H21V54H20ZM26 55H24V56H26ZM29 55L31 56V54H29ZM32 55L34 56V54H32ZM37 55H38V54H37ZM69 55H71V54H69ZM73 55H74V54H73ZM95 55H96V54H95ZM140 55L142 56V54H140ZM185 55H187V54H185ZM185 55H184V56H185ZM16 56H17V55H16ZM22 56H23V54H22ZM22 56H21V57H22ZM27 56H28V55H27ZM42 56H43V55H42ZM141 56H140V58H141ZM147 56H150V55L148 54ZM162 56H164V54H163ZM180 56H181V55H180ZM224 56H225V55H224ZM226 56H228V55H226ZM12 57L14 58V56H12ZM12 57H11V58H12ZM28 57H29V56H28ZM34 57H35V56H34ZM37 57H38V56H37ZM69 57H70V56H69ZM80 57H82V56H80ZM80 57H79V58H80ZM86 57H87V56H85L84 59H85ZM156 57H157V56H156ZM159 57H161V56H159ZM164 57H165V56H164ZM185 57H186V56H185ZM185 57H184V60H185ZM189 57H190V56H189ZM15 58H16V57H15ZM74 58H78V57H74ZM74 58H73L72 60H74ZM98 58H99V57H98ZM137 58H139V57L137 56ZM148 58H149V57H148ZM148 58L146 57L145 59H148ZM162 58H163V57H162ZM165 58H166V57H165ZM227 58H228V57H227ZM227 58H225V59H227ZM22 59H23V57H22ZM27 59H28V58H27ZM36 59H37V58H36ZM41 59H42V57L40 58V60H41ZM92 59H93V57H92ZM95 59H96V58H95ZM132 59H133V58H132ZM163 59H164V58H163ZM8 60H9V59H8ZM37 60H38V59H37ZM40 60H39V61H40ZM79 60H80V59H79ZM82 60H83V58H82ZM155 60H156V59H155ZM155 60H154V61H155ZM10 61H11V60H10ZM13 61H15V60H13ZM18 61H19V64H18V65H20V59H18ZM24 61H25V59H24ZM27 61H28V60H27ZM31 61L33 62V60H31ZM41 61L43 62L44 60H41ZM74 61H75V60H74ZM85 61H86V60H85ZM160 61H161V60H160ZM165 61H166V60H165ZM168 61H169V60H168ZM221 61H222V62H225V61H223V60H221ZM227 61H228V60H227ZM42 62H41V63H42ZM95 62L98 64V61H95ZM151 62H153V61H151ZM151 62H150V63H151ZM157 62H158V61H157ZM162 62H163V61H162ZM231 62H232V61H231ZM9 63H10V62H9ZM16 63H17V61H16ZM21 63H22V62H21ZM23 63H26V62H23ZM34 63L39 64V62L37 63L36 60H35ZM80 63H81V62H80ZM80 63H79V64H80ZM135 63H136V62H135ZM135 63H134V64H135ZM137 63H138V62H137ZM147 63H148V62H147ZM154 63L156 64V62H154ZM163 63H164V62H163ZM163 63H161V64H163ZM173 63H174V62H173ZM181 63H182V62H181ZM183 63H184V62H183ZM219 63H220V62H219ZM232 63H233V62H232ZM13 64H15V63H13ZM27 64H28V63H27ZM31 64H32V63H31ZM36 64H35V65H36ZM42 64H43V63H42ZM73 64H74V63H73ZM82 64H84V63L82 62ZM89 64H90V63H89ZM97 64H96V65H97ZM102 64H103V63L101 62V65H102ZM148 64H149V63H148ZM168 64H169V63H168ZM168 64H167V65H168ZM176 64H177V63H176ZM224 64H225V63H224ZM21 65H22V64H21ZM35 65H34L33 67H35ZM44 65H45V63H44ZM101 65H99V66L101 67ZM163 65H164V64H163ZM163 65H162V67L165 68V66H163ZM169 65H170V64H169ZM174 65H175V64H174ZM178 65H179V64H178ZM178 65L175 66V67H178ZM225 65H226V64H225ZM229 65H230V64H229ZM16 66H17V65H16ZM24 66H25V65H24ZM28 66H29V65H28ZM84 66H85V65H84ZM145 66H146V65H145ZM153 66H154V65H153ZM153 66H152V69H154ZM159 66H161V65H159ZM170 66H171V65H170ZM172 66H173V65H172ZM227 66H228V65H227ZM232 66H234V65H232ZM38 67H39V65H38ZM80 67H81V66H80ZM96 67H97V66H96ZM102 67H103V66H102ZM147 67H151V66H147ZM155 67H156V66H155ZM162 67H160V69H162ZM179 67H181V66H179ZM183 67H184V66H182V68H183ZM8 68H9V67H8ZM13 68H14V67H13ZM16 68H17V67H16ZM19 68H20V67H19ZM28 68H29V67H28ZM28 68H27V69H28ZM166 68H167V67H166ZM182 68H181V69H182ZM222 68H223V67H222ZM229 68H230V67H229ZM21 69H22V68H21ZM35 69H36V67H35ZM41 69H42V68H41ZM78 69H79V67H78ZM78 69H77V70H78ZM93 69H95V68H93ZM178 69H179V68H178ZM226 69H227V68H226ZM232 69H234V72H236L234 67H233ZM16 70H17V69H14V71H16ZM24 70H25V69H24ZM29 70H30V69H29ZM36 70H37V69H36ZM144 70L146 71L147 69L144 68ZM162 70H163V69H162ZM162 70H161V71H162ZM166 70H168V68L165 69V70H163V71H166ZM171 70H172V68H171ZM179 70H180V69H179ZM221 70H222V69H221ZM223 70H224V69H223ZM236 70H237V69H236ZM33 71H34V69H33ZM39 71H41V70H39ZM39 71H38V72H39ZM87 71H88V70H87ZM100 71H101V70H100ZM141 71H142V70H141ZM147 71L149 72L150 70H147ZM152 71H153V70H152ZM158 71H160V70H158ZM169 71H170V69H169ZM169 71H168V72H169ZM174 71H176V70H174ZM228 71H229V69H228ZM11 72H12V71H11ZM11 72H10V73H11ZM19 72H21V71H18V73H19ZM89 72H90V71H89ZM97 72H98V71H97ZM101 72H102V71H101ZM125 72H126V71H125ZM180 72H181V71H180ZM180 72L178 71V74H179ZM232 72H233V71H232ZM234 72H233V73H234ZM18 73H17V74H18ZM29 73H30V72H29ZM29 73H27V74H29ZM32 73H33V72H32ZM98 73H99V72H98ZM138 73H139V72H138ZM166 73H167V71H166ZM181 73H182V72H181ZM185 73H186V71H185ZM187 73H188V72H187ZM226 73H227V72H226ZM8 74H9V73H8ZM39 74H40V73H39ZM42 74H43V73H42ZM42 74H41V75H42ZM87 74H88V73H87ZM99 74H100V73H99ZM126 74H127V73H126ZM140 74H141V73H140ZM149 74H150V73H149ZM149 74H148V76H149ZM175 74H176V73H175ZM188 74L191 75V73H188ZM220 74H221V73H220ZM220 74H219V75H220ZM13 75H14V74H13ZM13 75H12V78H13ZM31 75H32V74H30V78H31ZM90 75H91V74H90ZM124 75H125V74H124ZM159 75H160V74H159ZM164 75H166V74H164ZM173 75H174V74H173ZM173 75H171V76H173ZM182 75H184V74H182ZM233 75H234V74H233ZM4 76H5V75H4ZM8 76H9V75H8ZM15 76L17 77V75H15ZM33 76H34V75H33ZM36 76H37V75H36ZM44 76H45V75H44ZM81 76H82V75H81ZM137 76H138V75H137ZM139 76H140V75H139ZM144 76H145V75H144ZM146 76H147V75H146ZM152 76H153V75H152ZM168 76H169V75H168ZM177 76H178V75H177ZM234 76H236V75H234ZM18 77H19V76H18ZM20 77H21V76H20ZM27 77H29V76H27ZM40 77H41V76H40ZM92 77H93V76H92ZM96 77H97V76H96ZM99 77H100V76H99ZM126 77H127V76H126ZM158 77H159V76H158ZM163 77H164V76H163ZM174 77H175V76H174ZM183 77H184V76H183ZM183 77H182V79H183ZM188 77H189V76H188ZM191 77H194V76L192 75ZM227 77H228V76H227ZM237 77H239V76H237ZM237 77L235 78L234 81L240 79V78L237 79ZM32 78H34V77H32ZM90 78H91V77H90ZM93 78H95V77H93ZM136 78H137V77H136ZM140 78H141V77H140ZM150 78H151V76H150ZM185 78H186V77H185ZM189 78H190V77H189ZM231 78H232V77H231ZM231 78L229 77L230 80H231ZM16 79H17V78H16ZM23 79H24V78H23ZM28 79H29V78H28ZM28 79H27V80H28ZM70 79H72V78H70ZM74 79H75V78H74ZM77 79H78V78H77ZM99 79H100V78H99ZM103 79H104V78H101V80H103ZM138 79H139V78H138ZM160 79H162V78H160ZM169 79H171V78H170V77L168 78V82H169ZM186 79H187V78H186ZM229 79H228V80H229ZM241 79H244V78H241ZM247 79H248V81H251V80H249L248 77H247ZM11 80H12V79H11ZM11 80H10V81H11ZM18 80H19V79H18ZM40 80H41V78H40ZM66 80H68V79H66ZM66 80H65V81H66ZM75 80H76V79H75ZM80 80H81V79H80ZM95 80H96V79H95ZM95 80H94V81H95ZM105 80H106V79H105ZM183 80H184V79H183ZM7 81L9 82V80H7ZM20 81H21V79H20ZM20 81H19V82H20ZM31 81H32V80H31ZM31 81H30V82H31ZM41 81H42V80H41ZM88 81H89V80H88ZM128 81H130V79H129ZM131 81H132V79H131ZM136 81H137V80H136ZM146 81H147V80H146ZM152 81H153V80H152ZM161 81H162V80H161ZM164 81H166V80L163 79V82H164ZM178 81H180V79H179ZM185 81H186L187 83L189 82V81H187V80H185ZM220 81H221V80H220ZM245 81H247V80H245ZM245 81H243V82H245ZM16 82H17V80H16ZM66 82H67V81H66ZM77 82H78V81H77ZM81 82H82V81H81ZM95 82H96V81H95ZM97 82H98V81H97ZM102 82H105V81H102ZM106 82H107V81H106ZM144 82H145V81H144ZM153 82H154V81H153ZM158 82H159V81H158ZM172 82H173V81H172ZM181 82H182V81H181ZM181 82H180V84H181ZM251 82H252V81H251ZM14 83H15V82H14ZM20 83H21V82H20ZM73 83H74V82H73ZM78 83H80V82H78ZM92 83H93V82H92ZM99 83H100V82H99ZM125 83H127V82H124V84H125ZM159 83H160V82H159ZM178 83H179V82H178ZM187 83H186V84H187ZM190 83H191V81H190ZM233 83H234V82H233ZM245 83H248V82H245ZM10 84H11V82H10ZM23 84H24V83L22 82V85H23ZM88 84H90V83H88ZM93 84H94V83H93ZM103 84H104V83H103ZM132 84H133V83H132ZM153 84H154V83H153ZM155 84H156V83H155ZM161 84H162V83H161ZM169 84H170V83H169ZM175 84H176V83H174V87H175L176 89L180 88V87L177 88V86H179L180 84H176L177 86H175ZM184 84H185V83H184ZM184 84L182 83L181 86L184 85ZM194 84H195V83H194ZM197 84H198V83H197ZM202 84H203V83H202ZM11 85H12V86L14 85L13 82H12ZM18 85H19V84H18ZM73 85H74V84H73ZM75 85H76V82H75ZM75 85H74V86H75ZM79 85H80V84H79ZM104 85L106 86V84H104ZM133 85H134V84H133ZM133 85H130V86H133ZM138 85H139V84H138ZM149 85H152V83L149 84ZM156 85H157V84H156ZM170 85H171V84H170ZM195 85H196V84H195ZM15 86H16V84H15ZM15 86H14V87H15ZM24 86H26V85H24ZM24 86H23V87H24ZM74 86H71V87L73 88ZM105 86H104V87H105ZM126 86H127V85L125 84L124 87L126 88ZM159 86H160V85H159ZM162 86H163V85H162ZM162 86H161L160 88H158V87L156 86L158 89H160L159 91L163 94L162 97H160V96L158 97L160 103L166 102V99H165V98L168 96V93L171 94V93L173 92V90H174V89H170V87L163 88L164 86H163V87H162ZM165 86H166V85H165ZM185 86H186V85H185ZM192 86H193V85H192ZM201 86H202V85L200 84L198 87H201ZM204 86H206V85H204ZM80 87H82V86H80ZM99 87H101V85H99ZM99 87H98V89H99ZM121 87H122V86H121ZM124 87H123V88H124ZM145 87H146V86H145ZM147 87H148V84H147ZM152 87H153V85H152ZM171 87H172V86H171ZM174 87H173V88H174ZM196 87H197V86H196ZM206 87H207V86H206ZM206 87L203 88V86H202L203 90H204ZM211 87H215V86H211ZM221 87H222V86H221ZM228 87H229V86H228ZM228 87H227V89H228ZM232 87H233V86H232ZM77 88H78V87H77ZM130 88H131V87H130ZM134 88H135V86H133V89H134ZM149 88H150V87H149ZM191 88H193V87H191ZM208 88H209V87H208ZM224 88H225V87H224ZM14 89H15V88H14ZM20 89H21V88H20ZM83 89H84V88H83ZM101 89H104V88L101 87ZM128 89H129V88H128ZM133 89H132V91H133ZM139 89H141V87H139ZM142 89H143V87H142ZM151 89H152V88H151ZM169 89H170V92H169ZM176 89H175V90H176ZM194 89H196V88H194ZM209 89H210V88H209ZM213 89H214V88H213ZM16 90H17V89H16ZM78 90H79V89H78ZM104 90H105V89H104ZM122 90H123V89H122ZM122 90H121L120 92H122ZM129 90H130V89H129ZM145 90H146V88H145ZM153 90H154V89H153ZM178 90H179V89H178ZM181 90H182V89H181ZM200 90H201V89H200ZM229 90H230V89H229ZM229 90L226 91L225 89L220 88V86H219V88H215L214 90H211L207 95H206V94H205V95H206L208 98H216V99H218V98H223V97H226V94H227V92L229 93ZM232 90H233V89H232ZM237 90H238V89H237ZM74 91H75V90H74ZM74 91H73V92H74ZM105 91H106V90H105ZM105 91H104V92H105ZM127 91H128V90H127ZM132 91H131V92H132ZM136 91H137V90H136ZM140 91H141V90H140ZM143 91H144V90H143ZM159 91H157V92H159ZM179 91H180V90H179ZM189 91H190V90H189ZM198 91H199V90H198ZM19 92H20V91H19ZM19 92H18V93H19ZM76 92H77V91H76ZM79 92H80V91H79ZM79 92H78V94H79ZM101 92H102V91H101ZM174 92H175V91H174ZM83 93H84V92H83ZM129 93H130V92H129ZM136 93H138V92H136ZM142 93H143V92H142ZM146 93H147V92H146ZM195 93H196V91H195ZM121 94H122V93H121ZM132 94H133V93H132ZM143 94L146 95L145 93H143ZM148 94H149V93H148ZM151 94H152V91H151ZM151 94H150V95H151ZM159 94H160V93H159ZM234 94H235V93H234ZM79 95H80V94H79ZM128 95H129V94H128ZM153 95H157V93H156V94L154 93ZM160 95H161V94H160ZM171 95H173V94H171ZM229 95H230V94H228V96H229ZM125 96H127V95L125 94ZM130 96H131V94L129 95V97H130ZM138 96H139V95H138ZM200 96H201V95H200ZM228 96H227V97H228ZM233 96H234V95H233ZM127 97H128V96H127ZM142 97H143V96H142ZM151 97H152V96H151ZM156 97H157V96H156ZM134 98H135V97H134ZM138 98H140V96H139ZM154 98H155V97H154ZM189 98H190V97H189ZM234 98H235V96H234ZM130 99H131V98H129V100H130ZM176 99H177V98H176ZM127 100H128V98H127ZM140 100H141V99H140ZM155 100H156V99H155ZM157 100H158V99H157ZM157 100H156V101H157ZM177 100H178V99H177ZM192 100H193V99H192ZM212 100H213V99H212ZM231 100H233V99H231ZM130 101H131V100H130ZM143 101H144V100H143ZM217 101H218V100H217ZM219 101H220V100H219ZM219 101H218V102H219ZM135 102H136V101H135ZM141 102H142V101H141ZM190 102H192V101H189V104H190ZM193 103L195 104V101H193ZM232 103H233V102H232ZM115 104H116V103H115ZM117 104H118V103H117ZM117 104H116V105H117ZM137 104H138V103H137ZM143 104H144V103H143ZM143 104H142V105H143ZM146 104H147V103H146ZM166 104H167V103H166ZM189 104H188V105H189ZM209 104H210L211 106H213L211 103H209ZM223 104H224V103H223ZM226 104H227V103H226ZM125 105H126V103H125ZM148 105H149V104H148ZM154 105H155V104H154ZM195 105H196V104H195ZM202 105H203V104H202ZM205 105H206V104H205ZM210 105H209V106H210ZM214 105H215V104H214ZM131 106H132V105H131ZM134 106H135V105H134ZM143 106H144V105H143ZM164 106H165V105H164ZM207 106H208V105H207ZM207 106H206V107H207ZM237 106H238V105H237ZM240 106H241V105H240ZM119 107H121V106H119ZM139 107L141 108L142 106L139 105ZM147 107H148V106H147ZM147 107L142 108V109H147ZM155 107H156V106H155ZM157 107H158V106H157ZM187 107H188V106H186V104L183 103V104H179V105H177V107H175V108H176V111H179V113H181V112H186V113H188L187 111L190 110V109H188ZM204 107H205V106H204ZM204 107H203V108H204ZM206 107H205L204 109L207 110ZM214 107H216V106H213V108H214ZM217 107H220V106L217 105ZM217 107H216V108H217ZM223 107L225 108V106H223ZM227 107H229V105H227ZM121 108H122V107H121ZM126 108H127V107H126ZM130 108H134V107H130ZM159 108H160V107H159ZM162 108H163V107H162ZM162 108H161V109H162ZM189 108H190V107H189ZM194 108H195V107H194ZM196 108H197V106H196ZM200 108H202V107H200ZM208 108H209V107H208ZM109 109H110V108H109ZM113 109H114V108H113ZM118 109H119V108H118ZM118 109H117V110H118ZM127 109H129V107H128ZM127 109H126V110H123V111L120 110V111L123 112V114H122L123 116H126ZM148 109H149V107H148ZM148 109H147V110H148ZM156 109H157V108H156ZM163 109H165V108H163ZM173 109H174V107H173ZM192 109H193V107H192ZM192 109H191V110H192ZM209 109H210V108H209ZM227 109H228V108H227ZM229 109H230V108H229ZM234 109H236V108H234ZM244 109H246V108H244ZM106 110H107V108H106ZM114 110H115V109H114ZM135 110H136V112H137L138 109H135ZM139 110H140V109H139ZM171 110H172V108H171ZM191 110H190V111H191ZM194 110H196V109H194ZM216 110H217V109H216ZM219 110H220V109H219ZM221 110H223V109H221ZM221 110H220V111H221ZM242 110H243V108H242ZM104 111H105V110H104ZM118 111H119V110H118ZM124 111H126L125 115H124ZM130 111H131V110H130ZM133 111H134V110H133ZM133 111H132V112H133ZM151 111H154V109L152 110V108H151ZM162 111H163V110H162ZM162 111H161V112H162ZM165 111H167V110H165ZM173 111H174V110H172V112H173ZM190 111H189V112H190ZM199 111H200V109H199ZM199 111H198V109H197L196 111H191V112L194 113V112H199ZM244 111H245V110H244ZM249 111H251V110H249ZM252 111H253V110H252ZM122 112H121V113H122ZM134 112H135V111H134ZM145 112H146V110H145ZM148 112H149V111H148ZM203 112H204V111H203ZM203 112H202V113H203ZM208 112H209V110H208ZM213 112H214V111H213ZM218 112H219V111H218ZM224 112H226V111L224 110ZM236 112L239 113L240 110L238 109V110H236ZM254 112H255V111H254ZM102 113H103V112H102ZM104 113H105V112H104ZM115 113H116V111H115ZM129 113H130V112H128L127 114H129ZM137 113H138V112H137ZM154 113H155V111L153 112V114H152V113H151V114L154 115ZM200 113H201V111H200ZM206 113H207V112H206ZM206 113H205V114H206ZM215 113H217V112H215ZM222 113H223V111H222ZM222 113L220 114V117L223 116ZM238 113H237V114H238ZM243 113H246V112H243ZM247 113H249V112H247ZM116 114H117V113H116ZM119 114H120V113H119ZM134 114H135V113H134ZM151 114H150V115H151ZM165 114H166V112H165ZM168 114H169V113H168ZM172 114H173V113H172ZM194 114H195V113H194ZM203 114H204V113H203ZM224 114H226V113H224ZM227 114H228V113H227ZM230 114H231V113H230ZM252 114H254V113H252ZM255 114H256V113H255ZM255 114H254V116L256 117ZM100 115H101V113H100ZM117 115H118V114H117ZM145 115H146V114H145ZM155 115H156V114H155ZM157 115H158V114H157ZM163 115H164V114H163ZM163 115H162L161 117H163ZM175 115H176V114H175ZM175 115H174V117H176ZM183 115H184V114H183ZM186 115H187V114H186ZM188 115H189V113H188ZM197 115H198V113H197ZM201 115H202V114H201ZM209 115H210V114H209ZM209 115H208V116H209ZM213 115L215 116L214 118H217V120L219 119L218 116L216 117L215 114H213ZM213 115H212V116H213ZM235 115H236V114H235ZM246 115H247V114H246ZM250 115H251V114H250ZM113 116H114V114H113ZM128 116H129V115H128ZM130 116H131V115H130ZM138 116H139V115H138ZM171 116H172V115H171ZM181 116H182V115H181ZM195 116H196V114H195ZM198 116H199V115H198ZM205 116H207V115H205ZM210 116H211V115H210ZM228 116H229V115H228ZM114 117H116V116H114ZM139 117H140V116H139ZM167 117H168V116H167ZM223 117H224V116H223ZM225 117L227 118V116H225ZM236 117H237V116H235V118H236ZM252 117H253V116H252ZM255 117H253V118H255ZM117 118H120V116L117 117ZM121 118L123 119V117H121ZM129 118H130V117H129ZM132 118H133V117H132ZM134 118H135V117H134ZM144 118H147V117H144ZM144 118H143V119H144ZM154 118H155V117H154ZM156 118H157V116H156ZM180 118H181V117H180ZM180 118H179V119H180ZM205 118H206V117H205ZM214 118H213V119H214ZM226 118H225V119H226ZM228 118H229V117H228ZM233 118H234V117H233ZM246 118H247V117H246ZM246 118H245V119H246ZM253 118H252V119H253ZM209 119L211 120V118H209ZM221 119H222V118H221ZM230 119H232V118H230ZM245 119H244V120H245ZM248 119H249V115H248ZM248 119H246L247 122H251V123H252V121H251L252 119H250V121H248ZM111 120H113V119H111ZM126 120H127V117H126ZM162 120H165V119H162ZM162 120H161V121H162ZM182 120H183V119H182ZM207 120H208V119H207ZM217 120H215V121H217ZM222 120H223V119H222ZM227 120H229V119H227ZM227 120H226V121H227ZM232 120H234V119H232ZM236 120H237V118H236ZM238 120H239V118H238ZM114 121H115V120H114ZM117 121H118V120H117ZM124 121H125V120H124ZM128 121H129V120H128ZM134 121H135V120H134ZM134 121H133V122H134ZM144 121H145V120H144ZM146 121H147V120H146ZM167 121H170V120H166V122H167ZM195 121H196V120H195ZM195 121H194V122H195ZM229 121H230V120H229ZM100 122H101V121H100ZM122 122H123V121H122ZM130 122H132V119L130 120ZM130 122H128V123H130ZM137 122H138V121H137ZM139 122H140V121H139ZM142 122H143V121H142ZM153 122H155V120H154ZM158 122H159V121H158ZM209 122H210V121H209ZM211 122H212V121H211ZM217 122H219V121H217ZM221 122H222V121H221ZM232 122H233V121H232ZM235 122H236V121H235ZM239 122H240V121H239ZM244 122H245V121H244ZM244 122H243V123H244ZM120 123H121V122H120ZM156 123H157V122H156ZM156 123H154V124H156ZM160 123H161V122H160ZM174 123H175V122H174ZM204 123H205V122H204ZM212 123L214 124V122H212ZM215 123H216V122H215ZM227 123H228V122H227ZM254 123H255V125H256V122H254ZM258 123H259V122H258ZM258 123H257V124H258ZM260 123H261V122H260ZM260 123H259V124H260ZM100 124H101V123H100ZM132 124H133V123H132ZM139 124H140V123H139ZM143 124H145V123H143ZM146 124H147V123H146ZM152 124H153V123H152ZM195 124H196V123H195ZM195 124H194V125H195ZM236 124H237V122H236ZM236 124H235V125H236ZM238 124L241 125L240 123H238ZM259 124H258V125H259ZM120 125H121V124H120ZM158 125H159V124H158ZM163 125H164V124H163ZM163 125H162V126H163ZM168 125H169V124H168ZM168 125H167V126H168ZM176 125H177V123H176ZM179 125H181V124H179ZM179 125L175 127V125H172V123H171L170 128H172V129L175 128V130H176V128H179ZM187 125H188V124L184 125V127L181 126L180 128H182V129H187V128H188ZM189 125H190V124H189ZM202 125H204V124H202ZM206 125H207V124H206ZM206 125H205V126H206ZM211 125H212V124H211ZM229 125H231V124H229ZM243 125H245V124H243ZM258 125H257V126H258ZM100 126L102 127V125H100ZM144 126H145V125H144ZM148 126H149V125H148ZM153 126H154V125H153ZM191 126H192V125H191ZM200 126H201V125H200ZM207 126H209V125H207ZM220 126H221V125H220ZM232 126H233V125H232ZM249 126H250V124H249ZM251 126H253V125H251ZM101 127H99V128H101ZM131 127H132V126H131ZM131 127H130V128H131ZM146 127H147V126H146ZM164 127H165V125H164ZM164 127H163V128H164ZM194 127H197V126H194ZM221 127H222V126H221ZM221 127H220V128H221ZM93 128H94V127H93ZM99 128H98V129H99ZM124 128H126V127H124ZM141 128H143V127H141ZM156 128H157V127H156ZM180 128H179V129H180ZM206 128H207V127H206ZM211 128H212V127H211ZM223 128H224V127H223ZM223 128H222V129H223ZM232 128H233V127H232ZM236 128H237V127H236ZM240 128H241V127H240ZM94 129H95V128H94ZM102 129H103V128H102ZM145 129H146V128H145ZM145 129H144V130H145ZM168 129H169V128H168ZM191 129H192V128H191ZM204 129H205V128H204ZM218 129H219V128H218ZM222 129H221V130H222ZM227 129H228V128H227ZM229 129H230V128H229ZM237 129H238V128H237ZM144 130H142V131H144ZM147 130H149V129H147ZM155 130H156V129H155ZM170 130H171V129H169V131H170ZM194 130H196V129H194ZM209 130H210V129H209ZM221 130H220V131H221ZM225 130H226V129H225ZM243 130L245 131V129H243ZM96 131H97V130H96ZM96 131H95V132H96ZM137 131H138V129H137ZM152 131H153V130H152ZM169 131H168V132H169ZM180 131H181V130H180ZM180 131L178 130V132H180ZM196 131H197V130H196ZM200 131H201V130H200ZM206 131H208V130H206ZM230 131H231V129H230ZM246 131H247V130H246ZM262 131H263V130H262ZM98 132H100V131H98ZM98 132H97V133H98ZM146 132H147V131H146ZM149 132H150V131H149ZM149 132H148V134H149ZM153 132H154V131H153ZM153 132H151V134H152ZM156 132H157V131H156ZM172 132H173V131H172ZM182 132H183V131H182ZM182 132H181V133H182ZM193 132H194V131H193ZM214 132H215V131H214ZM101 133H102V131H101ZM144 133H145V132H144ZM157 133H159V135H158ZM157 133H153V134H156L155 137H157V136L162 137V136H160V132H157ZM162 133H163V131H162ZM162 133H161V134H162ZM189 133H190V132H189ZM191 133H192V132H191ZM191 133H190V134H191ZM195 133H196V132H195ZM220 133H221V132H220ZM220 133H218V134H220ZM95 134H96V133H95ZM98 134H99V133H98ZM151 134H150V135H151ZM174 134H175V133H174ZM190 134H189V135H190ZM197 134H198V133H197ZM199 134H200V133H199ZM202 134H203V133H202ZM207 134H208V133H207ZM207 134H206V136H207ZM73 135H75V134H73ZM78 135H80V134H78ZM78 135H76V136H78ZM84 135H85V134H84ZM84 135H83V136H84ZM86 135H87V134H86ZM150 135H149V136H150ZM162 135H163V134H162ZM166 135H168V134H166ZM171 135H172V134H171ZM171 135H170V136H171ZM177 135H178V134H176V137H177ZM183 135H184V133H183ZM211 135H212V133H211ZM220 135H221V134H220ZM152 136H154V135H152ZM163 136L166 137V138H168V136H165V133H164ZM170 136H169V138H170ZM178 136L180 137V135H178ZM187 136H188V134H187ZM187 136H186V137H187ZM194 136H195V134H194ZM84 137H85V136H84ZM90 137H91V136H90ZM90 137H89V138H90ZM144 137H147V134H145ZM150 137H151V136H150ZM159 137H158V138H159ZM176 137H175V138H176ZM181 137H182V136H181ZM198 137H199V136H198ZM203 137H205V136H203ZM203 137H202V135H201V138H203ZM213 137H214V136H213ZM215 137H220V138H221V136H217V135H215ZM67 138H68V137H67ZM78 138H80L81 141H79V142H81V144H82V141L85 140V139H84V140L81 139L82 137H79V136H78ZM78 138H77V139H78ZM85 138H86V137H85ZM89 138L86 139L88 142L91 140V139H89ZM91 138H92V137H91ZM141 138H142V137H141ZM173 138H174V136L171 137L170 139L173 140ZM190 138L192 139L193 137L190 136ZM220 138H219V139H220ZM64 139H65V138H64ZM70 139H71V138H70ZM70 139H69V141H70ZM77 139H75V140H77ZM94 139H96V138H94ZM142 139H143V138H142ZM149 139H150V138H149ZM152 139H153V138H152ZM162 139H163V138H162ZM170 139H168V140H170ZM177 139H178V138H177ZM183 139H184V138H183ZM243 139H246V138H243ZM243 139H242V140H243ZM65 140H66V139H65ZM72 140H73V139H72ZM75 140H74V141H75ZM92 140H93V139H92ZM96 140H97V139H96ZM125 140H127V139H125ZM133 140H134V139H133ZM136 140H137V139H136ZM139 140H140V139H138V141H139ZM144 140H145V139H144ZM147 140H148V139H147ZM164 140H166V139H164ZM175 140H176V139H175ZM180 140H181V138H180ZM205 140H206V139H205ZM216 140H217V138H216ZM69 141L67 140V142H69ZM119 141H120V140H119ZM129 141L131 142L132 140H129ZM155 141H156V140H155ZM186 141L188 142V139H187ZM198 141H199V140H198ZM209 141H211V140H209ZM226 141H228V140H226ZM233 141H234V140H233ZM240 141H241V138H240ZM243 141H244V140H243ZM65 142H66V141H65ZM72 142H73V141H72ZM94 142H95V141H94ZM117 142H118V141H117ZM125 142H126V141H125ZM125 142H124V143H125ZM196 142H197V141H196ZM223 142H224V141H223ZM236 142H237V141H236ZM244 142H245V141H244ZM59 143H60V142H59ZM70 143H71V142H70ZM75 143H76V142H75ZM84 143H85V142H84ZM84 143H83L82 145H83V146H84V145L86 146V144H84ZM86 143H87V142H86ZM89 143H90V142H89ZM92 143H93V142H92ZM95 143H97V142H95ZM124 143H123V146H124ZM144 143H145V142H144ZM152 143H153V142H152ZM168 143H169V142H168ZM170 143H171V142H170ZM177 143H179V142H177ZM213 143H214V142H213ZM225 143H226V142H225ZM227 143H228V142H227ZM229 143H230V141H229ZM229 143H228V144H229ZM238 143H239V142H238ZM66 144H67V143H66ZM71 144H73V143H71ZM77 144H78V147H79L80 144H79L78 142H77ZM77 144H76V146H77ZM90 144H91V143H90ZM98 144H99V143H98ZM116 144H117V143H116ZM118 144H119V143H118ZM121 144H122V143H121ZM175 144H176V143H175ZM187 144H188V143H187ZM196 144H197V143H196ZM200 144H201V143H200ZM211 144H212V143H211ZM231 144H232V143H231ZM233 144H234V143H233ZM59 145H61V144H59ZM73 145H75V144H73ZM126 145H127V144H126ZM129 145H131V144L129 143ZM148 145H149V144H148ZM177 145H178V144H177ZM203 145H204V144H203ZM213 145H214V144H213ZM213 145H212V146H213ZM216 145H217V144H216ZM218 145H219V144H218ZM218 145H217V146H218ZM223 145H224V144H223ZM226 145H227V144H226ZM68 146H71V145H68ZM98 146H99V145H98ZM115 146H116V145H115ZM134 146H135V145H134ZM183 146H184V145H182V147H183ZM189 146H191V144H190ZM197 146H198V145H196L195 147H197ZM206 146H207V145H206ZM228 146L230 147V145H228ZM231 146H232V145H231ZM234 146H235V144H234ZM61 147H63V145H62ZM72 147H73V146H72ZM72 147H71V148H72ZM99 147H100V146H99ZM118 147H119V146H118ZM121 147H122V146H121ZM121 147H120V148H121ZM126 147H127V146H126ZM130 147H132V146H130ZM178 147H179V146H178ZM180 147H181V146H180ZM192 147H193V146H192ZM195 147H193V148L195 149ZM198 147L201 148L200 146H198ZM204 147H205V146H204ZM204 147H202V148H204ZM218 147H219V146H218ZM236 147H237V145H236ZM58 148H59V147H58ZM66 148H68V147L66 146ZM69 148H70V147H69ZM69 148H68V150H69ZM86 148H87V147H86ZM120 148H119V149H120ZM128 148H129V147H128ZM136 148H137V147H136ZM171 148H172V147H171ZM213 148H214V147H213ZM222 148H223V147H222ZM231 148H232V147H231ZM234 148H235V147H234ZM234 148H233V149H234ZM60 149H61V148H60ZM62 149H63V148H62ZM62 149H61V150H62ZM72 149H77V148H74V147H73ZM80 149H81V148H80ZM82 149H83V148H82ZM125 149H126V148H125ZM131 149H132V148H131ZM134 149H135V148H134ZM145 149H146V148H145ZM161 149H162V148H161ZM173 149H174V148H173ZM183 149H184V148H183ZM190 149H191V148H190ZM190 149H189V150H190ZM205 149H206V148H205ZM65 150H66V149H65ZM122 150H124V149H122ZM139 150H140V149H139ZM143 150H144V149H142L141 151H143ZM197 150H198V148H197ZM210 150H211V148L209 149V151H210ZM220 150H221V148H220ZM234 150H236V149H234ZM81 151H82V150H81ZM134 151H136V150H134ZM163 151H164V150H163ZM166 151H167V150H166ZM191 151H192V150H191ZM225 151L228 152L227 150H225ZM229 151H230V150H229ZM63 152H64V151H63ZM63 152H62V153H63ZM75 152H76V151H75ZM126 152H127V151H126ZM128 152H130V151H128ZM145 152H146V151H145ZM187 152H188V150H187ZM194 152H195V151H194ZM194 152H193V153H194ZM196 152H197V151H196ZM199 152H200V154L202 153L201 150H199ZM199 152H198V154H199ZM221 152H223V151L221 150ZM221 152H220V153H221ZM73 153H74V152H73ZM81 153H82V152H80V154H81ZM86 153H87V152H86ZM164 153H165V152H164ZM191 153H192V152H191ZM205 153H206V151H205ZM215 153H216V152H215ZM218 153H219V152H218ZM218 153H217V154H218ZM223 153H224V152H223ZM231 153H232V152H231ZM66 154H67V153H66ZM75 154H78V153H75ZM123 154H124V153H123ZM130 154H131V153H130ZM136 154H137V153H136ZM178 154H179V153H178ZM188 154H189V153H188ZM196 154H197V153H196ZM232 154H233V153H232ZM232 154H231V155H232ZM126 155H127V154H126ZM182 155H183V154H182ZM219 155H220V154H219ZM183 156H184V155H183ZM194 156H195V155H194ZM220 156H221V155H220ZM224 156H225V155H224ZM136 157H137V156H136ZM169 157H170V156H169ZM169 157H167V158H169ZM185 157H186V156H185ZM195 157H196V156H195ZM121 158H122V157H121ZM125 158H126V157H125ZM222 158H223V157H222ZM73 159H74V158H73ZM183 159H184V158H183ZM188 159H189V158H188ZM219 159H220V158H219ZM139 160H140V159H139ZM141 160H142V159H141ZM222 160H223V159H222ZM71 161H72V160H71ZM127 161H130V160L128 159ZM131 162H132V161H131ZM137 162L139 163L140 161L137 160ZM103 163H105V162H103ZM107 163H108V162H107ZM219 163H220V162H219ZM219 163H218V165H219ZM72 164H73V163H72ZM110 164H111V163H109V165H110ZM215 164H216V163H215ZM221 164H222V162L220 163V167H221ZM66 165H67V164H66ZM70 165H71V164H70ZM73 165H75V164H73ZM76 165H77V164H76ZM93 165H95V164H93ZM101 165H103V164H101ZM204 166H205V164H204ZM214 166H215V165H214ZM73 167H74V169H75V166H73ZM77 167L79 168V166H77ZM77 167H76V168H77ZM217 167H218V166H217ZM67 168H68V167H67ZM81 168H82V167H81ZM87 168H88V167H87ZM96 168H97V167H96ZM70 169H71V168H70ZM79 169H80V168H79ZM79 169H78V170H79ZM106 169H107V168H106ZM218 169H219V168H218ZM81 170H82V169H81ZM83 170H84V169H83ZM95 170H97V169H95ZM84 171H85V170H84ZM91 171H92V170H91ZM222 171H223V170H222ZM71 172H72V171H71ZM71 172H70V173H71ZM79 172H80V171H79ZM81 172H83V171H81ZM87 172H88V171H87ZM93 172H94V171H93ZM215 172H216V170H215ZM228 172H229V171H228ZM70 173H69V174H70ZM196 173H197V172H196ZM76 174H77V171H76ZM84 174H86V173H84ZM88 174H89V173H88ZM91 174H92V173H91ZM105 175H106V174H105ZM57 176H58V175H57ZM68 176H69V175H68ZM71 176H72V174H71ZM77 176H78V175H77ZM79 176H80V175H79ZM79 176H78V177H79ZM84 176H85V175H84ZM52 177H53V176H52ZM60 177H61V176H60ZM74 177H75V174H74ZM74 177H73V178H74ZM80 177H81V176H80ZM228 177H229V176H228ZM55 178H56V177H55ZM58 178H59V177H58ZM69 178H70V177H69ZM82 178H83V176H82ZM85 178H87V177H85ZM91 178H92V177H91ZM91 178H90V179H91ZM137 178H138V177H137ZM179 178H180V177H179ZM45 179H46V178H45ZM52 179H53V178H52ZM75 179H77V177H76ZM78 179H79V178H78ZM83 179H84V178H83ZM88 179H89V178H88ZM138 179H139V178H138ZM141 179H142V177H141ZM207 179H208V178H207ZM232 179H234V177H232ZM42 180H43V179H42ZM50 180H51V179H50ZM50 180H48V181H50ZM61 180H63V179H61ZM80 180H81V179H80ZM234 180H235V179H234ZM2 181H3V180H2ZM64 181H65V180H64ZM89 181H90V180H89ZM137 181H139V180H137ZM142 181H143V180H142ZM142 181H141V182H142ZM232 181H233V180H232ZM66 182H67V181H66ZM79 182H80V181H79ZM86 182H87V181H86ZM114 182H115V181H114ZM141 182L139 181L138 183H141ZM192 182H193V181H192ZM45 183H46V182H45ZM48 183H49V182H48ZM48 183H47V184H48ZM51 183H52V182H50L49 184H51ZM55 183H56V182H55ZM87 183H88V182H87ZM87 183H86V184H87ZM90 183H91V182H90ZM136 183H137V182H136ZM193 183H194V182H193ZM238 183H239V180H238ZM63 184H64V183H63ZM83 184H85V183H83ZM88 184H89V183H88ZM119 184L121 185V183H119ZM141 184H142V183H141ZM143 184H144V183H143ZM187 184H188V183H187ZM232 184L235 186V185L237 184V181H233ZM98 185H99V184H98ZM115 185H116V184H115ZM117 185H118V184H117ZM181 185H182V184H181ZM188 185H189V184H188ZM54 186H55V185H54ZM83 186H84V185H83ZM94 186H96V185H94ZM100 186H101V185H100ZM136 186H137V185H136ZM138 186H139V185H138ZM176 186H177V185H176ZM182 186H183V185H182ZM184 186H185V184H184ZM192 186H193V185H192ZM51 187H52V185H51ZM86 187H87V186H86ZM114 187H115V186H113V188H114ZM116 187H119V186H116ZM116 187H115V188H116ZM121 187H122V186H121ZM121 187H120V188H121ZM124 187H125V186H124ZM127 187H128V186H127ZM190 187H191V186H190ZM42 188H44V187H42ZM42 188H40V189H42ZM45 188H46V186H45ZM64 188H65V187H64ZM72 188H73V187H72ZM98 188H99V187H98ZM120 188H119V190H120ZM122 188H123V187H122ZM122 188H121V189H122ZM129 188H130V187H129ZM138 188H139V187H138ZM184 188H185V187H184ZM187 188H188V186H187ZM260 188H261V187H260ZM77 189H78V188H77ZM88 189H89V188H88ZM88 189H85V191L88 190ZM95 189H97V188H95ZM95 189H94V190H95ZM110 189H111V188H110ZM117 189H118V188H117ZM185 189H186V188H185ZM185 189H182V188H181V190H183V191H184ZM232 189H233V188H232ZM61 190H62V189H61ZM91 190H92V189H91ZM104 190H105L104 192H106V189H104ZM123 190H124V189H123ZM181 190H180V191H181ZM263 190H264V188H263ZM63 191H64V190H63ZM67 191H68V190H67ZM97 191H98V190H97ZM109 191H112V190H109V189H108V193H109ZM113 191H114V190H113ZM113 191H112V192H113ZM180 191H179V193L177 192L175 196L180 195V194L182 195V192H180ZM188 191H189V190L186 191V195H187ZM70 192H71V191H70ZM75 192H76V191H75ZM75 192H73V193H75ZM79 192L82 193V191H80V190H79ZM91 192H92V191H91ZM99 192H100V191H99ZM246 192H247V191H245V193H246ZM259 192H261V189H260ZM259 192H258L256 195H258ZM50 193H51V192H50ZM52 193H53V192H52ZM55 193H56V192H55ZM71 193H72V192H71ZM92 193H93V192H92ZM117 193H119V191H118ZM124 193H125V192H124ZM248 193H249V192H248ZM252 193L255 194L254 192H252ZM263 193H264V192H263ZM76 194H77V192H76ZM82 194H83V193H82ZM89 194H90V193H89ZM99 194H100V193H99ZM122 194H123V192H122ZM126 194H127V193H126ZM126 194H125V195H126ZM208 194H209V193H208ZM239 194H240V193H239ZM65 195H66V194H65ZM78 195H80V194H78ZM84 195H85V194H84ZM95 195H96V194H95ZM102 195H103V194H102ZM108 195H110V193H109ZM128 195H129V194H128ZM183 195H185V194H183ZM194 195H195V194H194ZM197 195H198V194H197ZM197 195H195V198L198 197ZM199 195H200V193H199ZM204 195H205V194H204ZM244 195H245V194H244ZM68 196H69V195H68ZM88 196H89V195H88ZM91 196H92V194H91ZM93 196H94V195H93ZM106 196H107V194H106ZM141 196H142V195H141ZM245 196H246V195H245ZM252 196H254V195H252ZM259 196H261V194H259ZM259 196H258V200H259L260 198H261V199L263 198V197H259ZM262 196H263V195H262ZM48 197H49V196H48ZM57 197H58V196H57ZM73 197H74V196H73ZM76 197H77V196H76ZM79 197H80V196H79ZM128 197H129V196H128ZM134 197H135V196H134ZM134 197H133V198H134ZM144 197H145V196H144ZM144 197H143V198H144ZM151 197H153V196H151ZM184 197H185V196H184ZM203 197H204V196H203ZM247 197H248V196H246V198H247ZM49 198H50V197H49ZM80 198H81V197H80ZM83 198H84V197H83ZM83 198H82V200H84ZM85 198H87V197H85ZM108 198H109V197H108ZM113 198H114V197H113ZM186 198H187V196H186ZM241 198H243V197H241ZM255 198L257 199L256 196H255ZM255 198H254V200H256ZM55 199H56V198H55ZM115 199H116V198H115ZM121 199H124V200H125V198H123V197H122ZM139 199H140V198H139ZM235 199H236V198H235ZM235 199H234V200H235ZM248 199H250V198L248 197V198H247V201H248ZM251 199H252V198H251ZM251 199H250V200H251ZM263 199H264V198H263ZM58 200H59V203H58L59 205H64V206H65V207H63V209H64L63 211L66 212V216H67V213H69V215H70V213H71V214H74V212L80 211V210H77V208H78L77 205H78V204L76 205V204L74 203L75 200H74V201H70L69 199H67V198H65V197H64V198H61V199H59V197H58ZM60 200H61V201H60ZM109 200H110V199H108V201H109ZM130 200H132V199H130ZM136 200H138V199L136 198ZM140 200H141V199H140ZM147 200H148V199H147ZM208 200H209V199H208ZM238 200H239V199H238ZM238 200H237V202H238ZM244 200H245V199L243 198V202H244ZM77 201L80 202V199L77 200ZM85 201H86V200H85ZM134 201H135V198H134ZM134 201L132 200L133 203H136V202H137V201H136V202H134ZM142 201H144V200H142ZM142 201H141V202H142ZM149 201L151 202V200H149ZM206 201H207V200H206ZM229 201H230V200H229ZM232 201H233V200H232ZM240 201H241V200H239V202H240ZM245 201H246V200H245ZM259 201H260V200H259ZM261 201H262V200H261ZM40 202H41V201H40ZM125 202H128V204L130 203L129 200H128V201H125ZM125 202H124V203H125ZM138 202H139V200H138ZM146 202H148V201H146ZM203 202H204V201H203ZM237 202H236V205H235V206H238V205H237ZM239 202H238V203H239ZM255 202H256V201H255ZM55 203H56V201H55ZM82 203H83V202H82ZM84 203H85V202H84ZM84 203H83V204H84ZM100 203H101V202H100ZM148 203H149V202H148ZM231 203H232V202H231ZM231 203H230V204H231ZM250 203H252V202H250ZM256 203H257V202H256ZM44 204H45V203H44ZM106 204H107V203H106ZM108 204H110V203H108ZM126 204H127V203H126ZM138 204H139V203H138ZM144 204H145V203L142 202V205H144ZM200 204H201V203H200ZM206 204H207V203H206ZM234 204H235V202H233V205H234ZM244 204H245V203H244ZM253 204H254V203H253ZM261 204H262V203H260V205H261ZM59 205H58V206H59ZM87 205H88V203H87ZM89 205H90V204H89ZM120 205H121V204H120ZM120 205H119V206H120ZM122 205H124V204H122ZM134 205H135V204H134ZM148 205H149V204H148ZM148 205H147V207H148ZM150 205H151V203H150ZM241 205H242V204H241ZM246 205H247V206L244 205L245 207H244L243 209H242V207H243V205H242V207H241V209H240V212H238V214L240 213V214H239L240 216L237 217L238 220H240V221H239V222H240V225H239V223H238V225H239V226H238V229H239L240 226H242V225H241V221H243L242 219H244V218L246 219V217H244L245 214L250 210V209L248 210V208L250 207V206H248L249 204H246ZM46 206H47V205H46ZM101 206H102V205H101ZM110 206H113V205H112V202H111V205H110ZM124 206H129V205H124ZM151 206H152V205H151ZM228 206H229V204H227V207H228ZM84 207H85V205H84ZM95 207H96V205H95ZM95 207H94V209H96ZM98 207L100 208L99 204H98ZM108 207H109V205H104V206H102L101 209L98 208L99 210L97 209V212H96L95 214L93 213V214H94V215H93V218H96V217L98 218V216H100V215L102 216V213L105 212V209L108 210ZM113 207H115V206H113ZM132 207H133V206H132ZM137 207H138V206H137ZM137 207H136V209H138ZM152 207H154V206H152ZM185 207H186V206H185ZM185 207H184V208H185ZM187 207H188V206H187ZM199 207H200V206H199ZM223 207H224V206H223ZM239 207H240V206H239ZM258 207H259V206H257V208H258ZM260 207H261V206H260ZM59 208H61V207H59ZM87 208H88V207H87ZM90 208H91V207H90ZM92 208H93V207H92ZM110 208H111V207H110ZM124 208H125V207H124ZM155 208H157V207H154V209H155ZM184 208H183V209H184ZM188 208H189V207H188ZM188 208H186V209H188ZM230 208H231V207H230ZM230 208H228L229 212H227V213L224 212V213L226 214V216H225L224 214H223L224 216L222 215V216H223V218H222V219H223V220H222V223L225 222L224 224L226 225V227H227L228 225H231V226H232L231 228H233V226H236L235 222L232 221V219L234 220V216H235V214H233L232 212H230ZM233 208H234V207H233ZM94 209H93V211H94ZM114 209H115V208H114ZM128 209H131V207L129 206ZM128 209H127V210H128ZM136 209H135V210H136ZM144 209H145V207H144ZM151 209H152V208H150V210H151ZM154 209H153V210H154ZM238 209H239V208H238ZM251 209H252V208H251ZM261 209L263 210V208H261ZM58 210H59V209H58ZM58 210H57V211H58ZM61 210H62V209H61ZM81 210H83V208H82ZM87 210H88V209H87ZM87 210H86V211H87ZM118 210H119V209H118ZM146 210H147V209H146ZM225 210H226V208H225ZM225 210H224V211H225ZM236 210H237V209H236ZM252 210H254V209H252ZM262 210H261L260 212H262ZM84 211H85V210H83L82 212H84ZM86 211H85V212H86ZM93 211H92V212H93ZM108 211L110 212V210H108ZM108 211H106V213H107ZM112 211H113V210H112ZM132 211L134 212V207H133ZM132 211H131V212H132ZM138 211H139V210H138ZM138 211L136 210L137 214H138ZM140 211H141V209H140ZM147 211H148V210H147ZM188 211H189V210H188ZM231 211H233V209H232ZM234 211H235V210H234ZM237 211H238V210H237ZM237 211H235V212H237ZM58 212H60V211H58ZM80 212H81V211H80ZM80 212H79V213H80ZM125 212H126V211H125ZM131 212H130V213H131ZM144 212H145V210H144ZM149 212H150V211H149ZM149 212H147V213H149ZM250 212H251V211H250ZM252 212H253V214H254V211H252ZM90 213H91V212H90ZM106 213H105V214H106ZM130 213H128V214H130ZM150 213H153L152 210H151ZM150 213H149V214H150ZM183 213H184V212H183ZM185 213H186V211H185ZM231 213H232V214H231ZM248 213H249V212H248ZM256 213H257V212H256ZM256 213H255V214H256ZM258 213H259V211H258ZM258 213H257V215H258ZM58 214H59V213H58ZM64 214H65V213H64ZM64 214H63V215H64ZM75 214H76V213H75ZM75 214H74V215H75ZM108 214H109V213H108ZM110 214H111V213H110ZM124 214H125V213H124ZM137 214H136V215H137ZM144 214H145V213H144ZM218 214H219V210H218L217 215H218ZM221 214H222V212H221ZM249 214H250V213H249ZM259 214H260V213H259ZM263 214H264V213H263ZM74 215H73V216H74ZM76 215H77V214H76ZM78 215H79V214H78ZM80 215H81V214H80ZM80 215H79V216H80ZM83 215H84V214H83ZM83 215H82V216H83ZM89 215H90V214H89ZM89 215H88V217H89ZM106 215H107V214H106ZM118 215H119V214H118ZM120 215H122V212L120 213ZM136 215H135V217H136ZM140 215L142 216L143 214L140 213ZM247 215H248V214H247ZM247 215H246V216H247ZM250 215H251V214H250ZM250 215H249V217L251 218ZM59 216H60V215H59ZM61 216H62V214H61ZM66 216H65V217H66ZM82 216H81V217H82ZM84 216H85V215H84ZM86 216H87V215H86ZM91 216H92V215H91ZM104 216H105V215L103 214V217H104ZM123 216H124V215H123ZM123 216H118V218L116 219V221H115V220H114V221L111 220L112 222L110 221L109 218H107V217L105 216V217H104V219H105V220H104V223L102 222V223H103L102 226H104V227H101V228L99 227V229H98V230L96 231V233H95V234H97V235H95L94 232H92L91 229L85 230L84 232L82 231V232L85 233V234L88 233V235H89V233H90V234L93 233L95 236H97V237H95V238L91 237L90 235H89V236L86 235V236L84 237V238L88 239V241H89V245H85V244H83V246H80V248H78V247L76 248V247H73V246H72L73 248H76V249H72V247H70V244H69V245L65 244V245L63 246V248L59 247L60 249H58V250H57V248H56V250H54V248H53V251H52V249H51V250H50V249L47 250V249L45 248L46 250L44 249V250H41L40 252L38 251L39 253H37V252H35V253L39 255V256H37V257H38L39 259H42L41 261L44 260V263H43V264H77V262H75V260L78 259V257H79V255H80L81 252H83V253L88 252V254L93 252V254L95 253L96 255H100V254H101V255H104V257H105V259H106V261H105V260L100 261L99 258L97 259V258L94 257V258H95V260H94V259H93V255H92V257H91V262H90L89 264L98 263V261H99L100 264H116V263H115V262H116L115 260H117V264H124L125 262H123V261H124V259L127 257V254H129V252L124 253V252L127 250V249H125V248H126L125 245H127V244H125L124 242H123L124 244L121 243L122 241L118 238L119 241H120V242H119V241H118V242H119V244L121 243V245L117 247L118 249L116 250V251H117L116 254H114V252H115L114 250H115V249L113 250V251H114L113 253H111V251L108 252L109 250H111V248H113L112 245H111V248H110V244H112V243H110V242L114 239V238L112 239V236L115 237L114 235H112V234H114V232H111V230L113 229V227H116V226H117L118 231H122V232L128 231L129 229H133L131 226L133 225L132 223H134V222L130 223L131 225H130V224H127V223H129V220H128V217H127V215H126V216H125V219H126L125 222H126V223H124V221H123V220H124V219H123L124 217H123ZM128 216H129V215H128ZM137 216H138V215H137ZM218 216H220V215H218ZM222 216H221V217H222ZM236 216H237V215H236ZM236 216H235V217H236ZM252 216H253V215H252ZM259 216H260V215H259ZM69 217H70V216H69ZM88 217H87V218H88ZM133 217H134V216H133ZM139 217H140V216H139ZM225 217H227V218L224 220ZM239 217H240V218H239ZM63 218H64V217H62V219H63ZM72 218H73V217H72ZM85 218H86V217H85ZM91 218H92V217H91ZM91 218H89V219H91ZM97 218H96V219H97ZM99 218H100V217H99ZM101 218H102V217H101ZM101 218H100V219H101ZM145 218H146V217H145ZM237 218H236L235 221H237ZM252 218H253V217H252ZM256 218H257V216H256ZM262 218H263V217H262ZM262 218H261V219H262ZM66 219H69V218L67 217ZM66 219H65V220H66ZM70 219H71V218H70ZM74 219H75V218H74ZM78 219H79V218H78ZM96 219H95V221H96ZM247 219H249V218H247ZM247 219H246V220H247ZM257 219H260V217H258ZM25 220H26V219H25ZM30 220H31V219H30ZM65 220H64V223H65ZM71 220H72V219H71ZM86 220H87V219H86ZM130 220H131V219H130ZM246 220H245V221H246ZM251 220H252V219H251ZM251 220H250V222H251ZM12 221H13V220H12ZM15 221H16V220H14L13 222H15ZM66 221H67V220H66ZM87 221H88V220H87ZM95 221H93V222H95ZM97 221H98V220H97ZM99 221H100V220H99ZM101 221H102V220H101ZM136 221H137V220H136ZM143 221H145V220L143 219ZM146 221H147V219H146ZM252 221H253V220H252ZM254 221H255L256 223H258V221H256V219H255ZM68 222H70V220H69ZM77 222H78V220H77ZM82 222H83V221H82ZM88 222H89V221H88ZM115 222H116V223H115ZM147 222H148V221H147ZM247 222H249V221H247ZM262 222H263V224H264V220H262ZM62 223H63V222H62ZM73 223H76V222L73 221ZM78 223H79V222H78ZM85 223L87 224V222H85ZM153 223H154L153 226H155V225H156V224H155V220H154ZM153 223H152V224H153ZM252 223H254V222H252ZM260 223H261V222H260ZM5 224H6V223H5ZM5 224L3 223V229H2V234H3L2 237H3V238L5 237V235H6V230H7V229L5 228ZM16 224L18 225V224H20V223H18V221H17ZM43 224H44V225H42V226H43L44 229L40 228V229H42V230L39 229V231L36 229V232H40V231H42L43 233L40 232V233H37V234H41V233L44 234L46 231H48V230L51 231V230L53 229V228L50 229V228L52 227V226L50 225L51 227H50L49 229L46 230L47 227L45 228V223H43ZM60 224H61V222H60ZM65 224H67V223H65ZM83 224H84V223H83ZM95 224H96V225H100V224H97V223H95ZM95 224H94V225H95ZM115 224H116V226H113V225H115ZM141 224H142V223H141ZM147 224H149V222H148ZM219 224H221V223L219 222ZM258 224H259V223H258ZM258 224H256V225H258ZM6 225H8V224H6ZM69 225H70V224H69ZM73 225H74V224H73ZM84 225H85V224H84ZM94 225H93V226H94ZM136 225H137V224H136ZM245 225H246V224H245ZM256 225H255V226H256ZM259 225H261V224H259ZM10 226H11V225H10ZM39 226H40V225H39ZM71 226H72V225H71ZM77 226H78V225H77ZM85 226L87 227V225H85ZM133 226H135V225H133ZM137 226H138V225H137ZM149 226H150V225H147V226H146V224H145V227H149ZM153 226H151V228H152ZM243 226H244V223H243ZM249 226H250V225H249ZM251 226H252V225H251ZM253 226H254V225H253ZM262 226H263V225H262ZM6 227H7V226H6ZM12 227H14V226L12 225ZM20 227H21V226L19 225V228H20ZM32 227H34V226H32ZM55 227H56V226H55ZM65 227H67V226H65ZM73 227H74V226H73ZM73 227H71L70 229H74V230H75L76 227H75V228H73ZM81 227H82V225L80 226V228H81ZM88 227H89V225H88ZM97 227H98V226H97ZM139 227L142 228V226H139ZM247 227H248V226H247ZM258 227H259V226H258ZM258 227H257V228H258ZM14 228H15V227H14ZM14 228H13V229H14ZM34 228H35V227H34ZM60 228L63 229V226L60 227ZM134 228H136V227H134ZM137 228H138V227H137ZM149 228H150V227H149ZM228 228H229V227H228ZM241 228H242V227H241ZM263 228H264V227H263ZM263 228H262V229H263ZM64 229H65L67 232L69 231V230H67L66 228H64ZM76 229H77V228H76ZM86 229H87V228H86ZM92 229H93V228H92ZM115 229H116V228H115ZM243 229H244V228H243ZM254 229L257 231L256 228H254ZM259 229H261V228H259ZM65 230H63L62 232H65ZM74 230H73V232H74ZM81 230H83V229H81ZM116 230H117V229H116ZM136 230H137V229H136ZM151 230H152V229H151ZM151 230H150V231H147V232H148V236L151 235V233H152ZM17 231H18V230H17ZM49 231H48V232H49ZM153 231H154V230H153ZM231 231H232V230H231ZM236 231H237V230H236ZM240 231H241V229H240ZM243 231H245V230H243ZM253 231H254V230H253ZM263 231H264V230H263ZM13 232L15 233L16 231L13 230ZM33 232H34V230H33ZM36 232H34V233L36 234ZM48 232H46V233H48ZM60 232H61V231H60ZM70 232H72V231H70ZM73 232H72V234L70 235V237L68 236L69 238L66 239V243L69 242V239H71L72 237H73V238H72L71 240L74 241V236H75V235H73ZM122 232L118 233L117 231H115L116 235H118V236L122 235L121 238H123V237L126 238V237H125L126 233H122ZM232 232H233V231H232ZM238 232H239V231H238ZM247 232H248V229H247ZM258 232H259V231H257V233H258ZM26 233H27V234H28V233L30 234V233H32V232L30 231V232H26ZM34 233H32V234H34ZM49 233H51V232H49ZM52 233H53V232H52ZM52 233H51V234H52ZM68 233H69V232H68ZM80 233H81V232H80ZM83 233H82V234H83ZM109 233H112V234L110 235L111 237L107 236V234H109ZM250 233H251V232H250ZM257 233H256V234H257ZM260 233H261V232H260ZM35 234H34V235H35ZM51 234H48V235L51 236ZM61 234H62V236H63V233H61ZM69 234H70V233H69ZM85 234H83V235H85ZM119 234H120V235H119ZM154 234H155V233H154ZM233 234H234V233H233ZM240 234H242V231H241V233H239V235H240ZM15 235H16V234H15ZM34 235H32V236H34ZM66 235H67V234H66ZM76 235H77V234H76ZM259 235H260V234H259ZM6 236H7V235H6ZM19 236H20V235H19ZM30 236H31V234H30ZM30 236H28V237H30ZM39 236H40V235H39ZM44 236H45V234H44ZM44 236H42V237H44ZM55 236H56V235H55ZM80 236H81V234H80ZM118 236H117V237H118ZM249 236H250V235H249ZM52 237H53V236H52ZM81 237H82V236H81ZM117 237H116V238H117ZM151 237H152V236H151ZM153 237H154V236H153ZM252 237H253V236H252ZM5 238H6V237H5ZM50 238H51V237H50ZM57 238H58V237H57ZM78 238H79V237H78ZM116 238H115V239H116ZM250 238H251V237H250ZM257 238H258V237H257ZM260 238H261V237H260ZM31 239H33V238H31ZM31 239H30V240H31ZM35 239L38 240V238H36V237H35ZM35 239H33V241H36ZM39 239H40V238H39ZM47 239H48V238H47ZM47 239L44 238V241H45V240L47 241ZM54 239H55V238H54ZM60 239H61V238H60ZM81 239H83V237L80 238V240H81ZM110 239H111V241H109ZM118 239H116L115 241H117ZM242 239H243V238H242ZM247 239H249V238L247 237ZM254 239H255V237H254ZM61 240L63 241V238H62ZM75 240H76V236H75ZM78 240H79V239H78ZM83 240H84V239H83ZM122 240H123V239H122ZM126 240H127V239H125L124 241H126ZM238 240H239V239H238ZM240 240H241V239H240ZM245 240H246V239H245ZM245 240H244V241H245ZM33 241H31V243H32ZM39 241H40V240H39ZM42 241H43V240H42ZM236 241H237V240H236ZM9 242H10L9 245L12 247V246H13V245H12V241H9ZM13 242H14V241H13ZM64 242H65V241H64ZM76 242H77V241H76ZM81 242H82V241H81ZM112 242H113V241H112ZM118 242H116L117 245H118ZM126 242H127V241H126ZM128 242H129V240H128ZM128 242H127V243H128ZM130 242H131V241H130ZM230 242H231V241H230ZM43 243H45V242H43ZM241 243H242V242H240V244H241ZM250 243H251V242H250ZM36 244H37V243H36ZM80 244H81V243H80ZM80 244H79V245H80ZM113 244L115 245V242H113ZM129 244H130V243H129ZM253 244H254V243H253ZM38 245H39V244H38ZM38 245H37V247H38ZM61 245H62V244H61ZM250 245H252V244H250ZM42 246H44V245L42 244ZM46 246H47V245H46ZM46 246H45V247H46ZM40 247H41V246H40ZM48 247H49V246H48ZM124 247H125V248H124ZM236 247H237V246H236ZM239 247H241V249H242L243 246L241 245V246H239ZM244 247H245V245H244ZM248 247H249V246H248ZM250 247H251V246H250ZM43 248H44V247H43ZM49 248H50V247H49ZM51 248H52V247H51ZM115 248H116V245H115ZM16 249H18V248H16ZM41 249H42V248H41ZM93 249H95V250H93ZM123 249H124V250H123ZM72 250H73V251H72ZM99 250H102V251H100V253H99V252H98ZM249 250H250V249H249ZM20 251H21V250H20ZM127 251H128V250H127ZM132 251H133V249H132ZM134 251H135V250H134ZM242 251H243V249H242ZM253 251H254V248H253ZM255 251H256V250H255ZM18 252H19V251H18ZM101 252H103V254H102ZM104 252H105V253H104ZM247 252H248V251H247ZM12 253H13V252H12ZM137 253H139V252H137ZM112 254H113V257H114L115 255H116V257L113 258V257H112ZM140 254H141V253H140ZM248 254H250V253H248ZM248 254H247V255H248ZM252 254L254 255L255 253H252ZM18 255H20V253L18 254V253L15 252V250H14V254L12 255V257H13L12 259H13V261H15L16 264H19V263H20V258H21V257L19 258ZM85 255H87V254H85ZM125 255H126V257H125ZM256 255H257V254H256ZM256 255H255V256H256ZM242 256H244V255H242ZM33 257H34V255H33ZM37 257H36L35 259H37ZM84 257H86V256H84ZM107 257H108V258H107ZM109 257H110V258L112 257V259H110ZM246 257H247V256H246ZM253 257H254V256H253ZM253 257H251V258H253ZM257 257H258V256H257ZM76 258H77V259H76ZM87 258L90 259V255H89V257H87ZM102 258H103V256H102ZM127 258H128V257H127ZM127 258H126V259H127ZM130 258H131V257H130ZM132 258H133V257H132ZM134 258H135V257H134ZM251 258H250V259H251ZM259 258H260V257H259ZM259 258H257V259H259ZM80 259H81V258H80ZM89 259H88V260H89ZM100 259H101V258H100ZM140 259H141V258H140ZM140 259H139V257H138V260H137V259H136V260L139 261ZM254 259H255V257H254ZM254 259H253V261H255ZM133 260H134V259H133ZM133 260H132V261H133ZM21 261H22V260H21ZM39 261H40V260H39ZM125 261H126V260H125ZM142 261L144 262V260H142ZM257 261H258V260H257ZM85 262H88V261H85ZM129 262H131V260H129ZM134 262H135V261H134ZM242 262H243V261H242ZM39 263H41V262H39ZM78 263H80V261H79ZM83 263H84V262L82 261V264H83ZM99 263H98V264H99ZM140 263H141V260H140ZM200 263H201V262H200ZM22 264H24V263H22ZM136 264H138V263H136ZM141 264H142V263H141Z\"/></svg>", "mask_w": 264, "mask_h": 264}]
</instances>
